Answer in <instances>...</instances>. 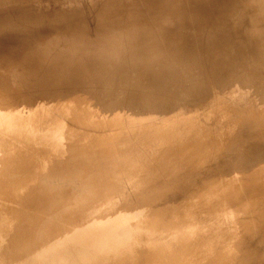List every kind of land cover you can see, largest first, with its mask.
Here are the masks:
<instances>
[{"label":"rangeland","instance_id":"obj_1","mask_svg":"<svg viewBox=\"0 0 264 264\" xmlns=\"http://www.w3.org/2000/svg\"><path fill=\"white\" fill-rule=\"evenodd\" d=\"M36 1V2H35ZM143 1L144 0H0V35H1V38H0V40L2 39V41L0 42V84H5V89L2 91V93L0 92V98L1 99H4V101H1V99H0V179L2 180V181H4L3 183H2V181L0 180V193L2 192V193H5V195L4 194H2V195H4V196H2L1 194V197H0V201H2L4 204H3V207H2V202L0 203V208L2 207V209L0 210L1 212V214H2V212L3 211H5V212H3L4 214H5V216H3L5 219L4 220H11V218H12V220H13V217L12 216H16V214H17V216L16 217H18L19 216V218L21 217V216H23L24 215V219H25V217L27 216L28 217V219H30L29 217V214H37V215H35V216H40L39 218H37V220L40 222V224L39 223H37L36 224V226H38V227H34V230L33 231H35V232H32L31 233V236H35V238L33 239V240H31L32 241V243H29L30 244V247L28 246V244H26V243H24L25 245V249H23L22 247H21V251L20 252H17V255H18V253L19 254H21L22 255V257H21V261H22V263L21 264H24L23 262H27V263H25V264H57L56 263V261L58 262V264H85V261H83V260H86V264H98V260H100L101 258H102V260H103V262H105V260H106V262L108 261V262H111V260H112V258H113V254L115 253H122V251H123V249L124 250H126V248H128L127 246H126V248H125V246H124V241H125V239L124 238H126V235H130L131 233H132V236L130 235V237L132 238V241L133 240H135V242H136V244H140V243H144V241L146 240L147 241V243H149L150 241H153L154 242V239L156 238H154V239H148V235H145V234H147L148 233V231H147V229L148 230H150L151 231V229L150 228H146L145 229V227H150V226H152V220H154L155 218H156V220L158 219V215H156L155 213H154V215L153 214H151V215H153V216H151L150 214H149V207H148V211L146 210V213L148 214V215H150V216H148L147 214H145V215H147L146 216V218L148 217H150V219H149V222H152L151 224H149V222H147L148 223V225H147V223H146V225H145V221H144V219H142L143 217H144V212H145V209L147 208H144V206L142 205V207L144 208H142L143 210H144V212H142V209H139V210H141L140 212H142L141 213V215H140V213H138V207H136V206H134V212H136V213H134L133 211H131L132 209H131V207L133 206H131V199H129L130 198V195L131 194H135L136 193V195L135 196H139V195H141L142 196V193H144L145 194V190L147 191L148 190V195H151V193H149V192H153L154 191V193H152V195H156V193L157 192H159L160 190H163V192L164 193H162V191H160L161 193H159L160 194V196H162L163 194H165V192L167 193V194H170V193H172V197H174L173 195H175V197H176V195L177 194H180V195H177V196H179V197H181V196H185L184 198L182 197L181 199V201H180V198H178V201H179V203L180 202H182V203H185V204H182V203H180L179 204V206H177V207H174L175 209L176 208H179V209H176V212H175V209L174 208H172V210L175 212V214H174V212L173 213H169L168 211H172L171 210V208L170 209H168V210H164L163 212L165 213H163L162 212V215H160L159 216V219H161L160 217L162 216V221L161 222H159L160 220H158V222L159 223H161L162 224V226H163V228H161V229H164V231H168V233L170 232L169 230L171 229L170 228V226L172 225V224H179V223H182V221L184 220V216L186 217V214H189V211H187L188 210V208H190L189 210H192V209H194V210H192L193 211V214H195L196 216V218H195V220H197L198 218H197V212H199L200 210H202L201 208H200V210L198 209V207L195 205V204H197L196 202H201L202 201V199H203V201L205 202V204L206 205H208V203H210V208L214 205V203L218 200V198H217V195H218V193H220L217 189L220 187V186H218V184L217 183H215L214 181L216 180V182H218L217 181V179L215 178V180L213 181V178H209L210 180H208V179H206L207 181H208V183L207 182H203V181H201V179L199 178V177H202V175H204L206 172H207V170H211L212 172H214V169H212L213 167H212V165L214 166V164H215V160L214 159H217L221 154H222V151L224 152L223 153V157L225 158V156L227 157V156H229V157H231L232 155H233V152H230V151H228L227 152V149L230 147V145H229V136H230V134H231V132L233 131H235L234 133H233V135L236 133V129H234V123H236L237 121L236 120H238V118L236 119V118H234L235 119V122H234V120L232 121V116L231 115H226V119H230L229 120V122L230 121H232V122H234V123H232V126L233 127H231L232 129H234V130H232L231 128H227V127H230V124L231 123H226L227 124V126L226 125H224V123H225V121L227 122L228 120H226L225 118L223 119H221V118H219L218 119V115H216V114H218L219 113V111H217V110H220V109H222V110H220V113H219V116H223L224 114H222V112L221 111H223L224 112V108L226 107V103H227V101L229 102L230 101V98L232 99V100H236L235 101V104L237 105V101H239V98H241V97H239V98H237L236 96L237 95H239V93L238 94H236L237 93V91L238 92H240V90L241 89H235V91H234V94H236V96L233 94V93H231V91L233 92V90H234V87H233V89H231V91H227V89L226 90H223L222 91V93L220 92V94H222V95H225V93L226 92H229V94L231 93V94H233V95H229V98H227V99H225V96H223L224 98H223V101L225 100L226 101V103L224 104V105H222L221 103L223 102L222 100H221V98H222V95L220 96V94H218L217 96H220V99H218V100H221V102H219L215 97L216 96H214L213 94H215V93H213V92H211L210 91V87L207 89L206 87V89H207V91L205 90V88H202V91H200L199 92V94L201 95V97L203 98H199V96L200 95H198V92L196 93L195 92V95H197V96H195L196 98H194L196 101L199 99V100H201V102H200V106L198 105L199 103V100L197 101V103L195 102L194 104H197L198 105V109H197V111L199 110V113H200V111L201 110H204V111H202V116H203V119L201 120V122L200 121H198L197 123H198V125H196L197 123H195L194 122V119L195 120H199L198 118L199 117H201V115L198 117V118H196L198 115H197V111H196V117H192V121H189L190 123H186V121H185V123L187 124L186 126H184V122L182 123V124H180V122L181 121H183V120H179L180 118H178V120L176 119V113H177V111L179 110L180 111V109L178 108V110H176V107H175V109L173 108L172 110H170V112L172 111H174V110H176L173 114H172V112L171 113H169V111L167 112V110L166 111H164V112H166L165 114L166 115H174L175 116V118L173 117V116H171V117H173L174 118V121L172 120V119H170V122H171V120L173 121V123H178V121H179V126H180V129H183V131L181 130V137H177V136H179V134H177L175 131H176V128L178 127V125H175V127H173V123H172V126H171V128H169V125H168V122L167 121H169V120H167L166 121V128H164L165 126L164 125H162L161 127L162 128H164V129H166V130H168V131H166V130H164V129H162V130H164V136L165 135H170L171 136V138L169 139V140H167V141H161V140H159L158 139V137H159V135L160 136H163L162 135V131H161V129L158 131L160 134H158V132H157V130L159 129V128H161V127H159L158 129H156V128H154V127H152V123H154V122H152L151 123V119L149 120V118L148 119H143V118H146V117H143L142 119L140 118V117H142V116H140L139 118H140V120H139V118H138V115L137 114H139L140 112H136L137 114H136V116H135V114L134 115H132V114H130L128 111H126L125 109H121V111H120V109H116V110H112V111H110V110H108L107 112L108 113H110V114H107L106 113V111H104V112H102V113H100V110L99 109H97L98 107H100V106H97L96 108L95 107H93L94 105H92L91 103H93V102H95V103H97L96 102V100H99V99H97V97H95V98H93L92 100H89V98H91V97H89V95L86 93V91H88L87 89H88V86H87V81L85 82V79H84V81H82L83 80V78H81L80 76H77V74H75V73H72V72H70V71H68L66 68V70H67V72H69V73H67L66 72V70H65V72L66 73H64V69H63V66H65L64 65V59H65V57L67 58V56L70 54L69 52H71L72 50H73V52L74 51H79L81 48V46H82V44H81V42H84L85 40H87V39H89V41H92L91 43H93L94 42V44H92V46L93 45H95V43H97L96 41L99 39V37L101 38L102 37V39L104 40L105 38L106 39H110L111 37H112V35H111V28L110 27H113V26H115V27H123V29H124V27H132L133 26V28H132V30H133V35L134 34H136L135 33V31H136V28H141V27H144V29H146L145 31L147 32V30L149 29V31H148V34L150 35V33H153L152 32V30H151V28H154V27H168L167 29H169V32L168 31H166V32H168V34H167V36L169 35V36H171V34H172V36L174 37V35H176L175 34V32L177 33V32H179L180 30H182L183 29V32L186 30V31H188L189 33H187L186 31L184 32V33H186L187 35H193V34H196V32L197 33H199L198 32V30H200V33H202V34H204V35H202L201 36V34L199 35L198 34V36L197 35H193L192 36V40H193V37H194V39H196V37H197V39L198 40H201L202 41V44H203V46H208V43H209V38L206 36V29L205 30H202L201 31V29H198V27H202V26H200V25H203V27H205L206 25H207V23H208V25L206 26V27H215V25H216V27H218L217 25V23H216V21H215V19H218V18H223L224 19V17H226V15H221V14H219V15H217L216 16V18L213 20V19H211V21H213V23H209V22H207V21H205L206 19L203 17V16H199L198 17V15L199 14H197V12L195 11V10H193V9H195L193 6H192V10L194 11H191V9L188 7V9L189 10H187L186 8H185V6L186 5H184L183 4V1L181 2V1H176V0H174V2H173V6L174 7H177V8H180V6L182 7V8H180V10L182 11V9H183V6H184V9H183V11H182V14L184 15H181L180 14V16H177L176 14L174 15V13L175 12H173V9H165L164 10V7H163V4L161 5H143ZM152 2H154V1H157L158 2V0H151ZM39 2V3H38ZM157 2H155V3H157ZM177 4V5H176ZM178 4H179V7H178ZM183 4V5H182ZM147 6V7H146ZM152 7H153V9H152ZM179 10V11H180ZM180 11V12H181ZM189 11V12H188ZM165 13V12H168V13H166V14H161V13ZM173 12V13H172ZM185 14H184V13ZM188 12V13H187ZM193 12V13H192ZM157 13L159 14H161V16L162 15H164V17L162 18V20L164 21H157L155 18L157 17V16H160V15H157ZM168 14V15H167ZM190 14H191V16H190ZM193 15V16H192ZM196 16V17H195ZM220 16V17H219ZM110 17V18H109ZM168 18V19H167ZM182 18H184V19H182ZM186 18V19H185ZM198 18V19H197ZM200 18H202V19H200ZM152 19V20H151ZM117 20H118V23H117ZM158 20H161V19H158ZM189 20V22H188V24H186L187 23V21ZM203 20V21H202ZM115 21V23H113ZM150 21V22H149ZM182 21V22H181ZM186 21V22H185ZM154 22V23H153ZM159 22V25L157 24ZM163 22V23H162ZM203 22V24H201V23ZM206 24H205V23ZM13 23V24H12ZM99 23V24H98ZM132 23V24H131ZM137 23V24H136ZM181 23V24H180ZM200 25H199V24ZM154 24V25H153ZM162 24V25H161ZM196 24V25H195ZM204 24H205V26H204ZM138 25V26H137ZM158 25V26H157ZM166 25V26H165ZM214 25V26H213ZM140 26V27H139ZM264 27V23H262V24H260V26L259 27ZM6 27H16L15 29H8V30H6ZM73 27H81L80 29L81 30H83L82 32H81V35H82V37H83V41H82V39L81 38H78V37H76L75 36V34H77V33H80V32H78V30L77 31H74L73 30ZM146 27V28H145ZM179 27H180V29H179ZM188 27V28H187ZM190 27V28H189ZM193 27V28H192ZM194 27H197V28H194ZM175 28V29H174ZM184 28H186V29H184ZM193 30H192V29ZM106 29H108V30H106ZM109 29H110V31H109ZM188 29V30H187ZM196 29H198V30H196ZM125 30V29H124ZM123 30V31H124ZM171 31V32H170ZM174 31V32H173ZM191 31H193V33L191 32ZM94 32V33H93ZM182 32V31H181ZM182 32V33H183ZM206 32V33H205ZM75 33V34H74ZM183 33V34H184ZM87 34V35H86ZM178 34V33H177ZM90 35V36H89ZM204 36H206L207 38H208V40H207V38L206 39H204ZM75 37H76V39H75ZM97 38V40H96V38ZM177 36H175V38H176ZM199 37H201V38H199ZM203 37V38H202ZM78 38V39H77ZM86 38V39H85ZM254 39V36L253 37H249V39H248V43L246 42V45L244 46V48H246V46L248 45V49L246 48L245 50L248 52V54H249V56H247L246 58L247 59H243V60H241L240 61V66L242 67V69L244 68V67H248L249 68V70L251 69V68H253L257 73L259 72V74H261V76H262V79H263V81H264V70L262 69V65L264 64L263 63V61H259L258 59H256V58H254L255 56L257 57L260 53H263V51L262 50H264L263 49V45H262V43H259V39L256 41L255 39ZM75 39V40H74ZM79 39H80V43H79ZM94 39V40H93ZM102 39L101 40H98V41H102ZM106 39H105V41H106ZM189 39H191V38H189ZM77 40V41H76ZM197 40V41H198ZM206 40V41H205ZM74 41V42H73ZM77 43H76V42ZM88 41V40H87ZM205 43H204V42ZM208 41V42H207ZM72 42V43H71ZM121 41H119V42H116V45H118L119 46V44L118 43H120ZM126 42V41H125ZM125 42H123L122 41V43H121V48H119L118 46V49H116V51L118 50L119 52H120V50L119 49H122V52H123V50H125V52L126 51H134L135 53H136V51H138L137 53H136V56H133V57H137L136 59L137 60H141V61H138L140 64H138L139 66H145V62L146 61H148V62H146V65L147 64H154V63H158V64H161V66H163L162 65V62L163 61H165V60H163L164 58L163 57H159V55L158 54H156V58H151L152 56H147L146 57V55H143V53L145 52L144 50H145V47L144 46H142L143 48H141L140 47V43H138V42H136V43H131V42H127L126 44H127V46H126V44H125ZM199 42V41H198ZM250 42H252L251 44H249ZM43 43H46V44H48L47 46H43L42 44ZM69 43H70V47H69ZM74 43V44H73ZM124 43V44H123ZM131 43V44H130ZM45 44V45H46ZM67 46H66V45ZM78 45H81L80 47L78 46ZM114 45H115V43L114 44H112V46L110 47V45L108 46V44H106V45H104L103 47H102V50H103V54H105V51H106V53L107 54H105V56H103L104 57V59L103 60H105L104 61V63L103 64H106V62H107V64H106V67H105V69H107V67L109 68H111L112 66H114L115 67V54L118 52H116L115 54H114V52H113V50H112V47H114ZM122 45L123 46H125V47H123L122 48ZM131 45H136V46H131ZM72 46H74V47H72ZM78 46V47H77ZM106 46V47H105ZM108 46V47H107ZM139 46V47H138ZM72 47V48H71ZM110 47V48H109ZM128 47V48H127ZM50 48V49H49ZM63 48H64V50H63ZM76 48H78V49H76ZM62 49V50H61ZM72 49V50H71ZM83 49V48H82ZM81 49V50H82ZM106 49V50H105ZM111 49V50H110ZM7 50H9V51H7ZM47 50H49V51H51V53L49 52H47ZM140 50H141V52H140ZM45 51V52H44ZM53 51H55V52H53ZM110 51V52H109ZM112 51V52H111ZM10 53H11V55H10ZM28 53V54H27ZM109 53H111V54H109ZM134 53V54H135ZM203 51H200V54L199 55H203L202 57L201 56H199V57H197V59L198 58H200L199 60H201V61H208V63H202V65H203V67H204V69L205 70H207V67H209L207 64H209V62L211 61V57H209V56H207V53H203ZM114 54V55H113ZM120 55H121V53H119ZM138 54V55H137ZM140 54V55H139ZM142 54V55H141ZM206 54V56L207 57H205L204 55ZM117 55H118V53H117ZM117 55H116V58H117ZM120 55H118V57L119 58H121V56ZM110 56H113V57H110ZM138 56H140V57H138ZM17 57V58H16ZM44 57H47L46 58V60H45V58ZM53 57V58H52ZM145 57V58H144ZM159 59H158V58ZM204 57V58H203ZM42 58V60H44V61H42V60H40ZM149 58V59H148ZM196 58V57H195ZM14 59H21V62H27V65H29V69L31 70V72L32 73H34V69H37V71L39 72V77H40V79L39 80H41L42 81V83L44 82L46 85H47V83H46V81L45 80H47L50 84H48L47 86L49 87V89H51V91L52 90H57V88H55V85H57V83H54L53 84V82L51 83L50 82V80L52 79V77L53 78H55V77H57V78H59V79H64V80H66V81H69V82H71L72 83V85H74V83L76 84V86L74 85V87H75V90L76 91H78V92H76L75 93V95L74 94H72V93H70L72 96H73V98H71L72 96L68 93V94H66V95H62V97H61V95L59 96V97H54V98H52L51 99V97H41V95H40V97H39V95H38V93L36 94V92H35V90H34V92H35V94H33L34 92H32L33 91V88L30 90V88H28V82L30 81H33L34 79H35V77L33 76H19L18 74H17V71L14 69V67H12L11 66V61L12 60H14ZM48 59H49V61H51L50 63H47V62H49L48 61ZM55 59V60H54ZM110 59V60H109ZM112 59V60H111ZM126 59V58H125ZM136 59H131V61L132 60H136ZM144 59V60H143ZM210 59V60H209ZM264 59V58H263ZM67 60H68V58H67ZM66 59H65V62L67 61ZM114 60V61H113ZM126 60H128V58L126 59ZM137 60H136V62H137ZM143 60V61H142ZM146 60V61H145ZM151 60V61H150ZM155 60H156V62H155ZM159 60V62H157ZM42 61V62H41ZM45 61H46V64H44L45 63ZM56 61V62H55ZM110 61V62H109ZM122 61V60H121ZM152 61H154V62H152ZM60 62H61V64H60ZM63 62V63H62ZM83 62V61H82ZM151 62V63H150ZM53 65H52V64ZM57 63V64H56ZM114 63V64H113ZM38 64H41V66L40 65H38ZM62 66H60V65ZM63 64V65H62ZM85 64H87L85 61H84V63L83 64H81V65H85ZM31 65V66H30ZM49 65V66H48ZM55 65H57V68H58V70L59 71H57L56 69V67H55ZM58 65L60 66V67H58ZM112 65V66H111ZM136 65H137V63H136ZM212 65V64H211ZM226 65H228V64H226L225 63V67H226ZM35 66V67H34ZM47 66H48V68H47ZM51 66H54V67H51ZM165 66V65H164ZM219 66V65H218ZM229 66V65H228ZM42 67V68H41ZM45 67V68H44ZM114 67H112V69L111 70H115L114 69ZM224 67V65L223 66H221V68L220 67H213L212 68V66L211 67H209L208 68V70L210 69V71L209 72H211V74L212 75H214V76H217L216 78H218V77H220L221 76V74L224 72H227L228 73V71H226V70H224V69H226ZM47 68V69H46ZM50 68V69H49ZM52 68V69H51ZM56 68V69H55ZM109 68V69H110ZM223 68V69H222ZM229 68H230V66H229ZM33 69V70H32ZM41 69H42V72H41ZM62 69V70H61ZM126 69V68H125ZM136 69V68H135ZM222 69V70H221ZM43 70H44V72H43ZM49 70H51V72H49ZM61 70V71H60ZM129 71L130 70V72L131 71H135V70H132V69H130L128 66H127V69L125 70V71ZM63 71V72H62ZM110 71V70H109ZM125 71H123L122 70V72L123 73H125ZM229 71H230V69H229ZM47 72H48V74H47ZM54 72H56V73H54ZM59 72V74H57ZM62 72V73H61ZM111 72V71H110ZM136 72V71H135ZM213 72V73H212ZM67 74L68 76L69 75H71V76H67V75H64V74ZM132 73V72H131ZM227 73H225V74H227ZM72 74H74L73 76H72ZM122 74V73H121ZM153 75L154 77H158L157 75H155V74H153V73H151V72H148V73H145L144 75H148V76H150V75ZM224 74V75H225ZM58 75V76H57ZM61 75L63 76V77H61ZM76 75V76H75ZM152 75L150 76V78L152 77ZM176 75V72L174 71V76ZM208 75V74H207ZM206 75V76H207ZM220 75V76H219ZM47 76H49V77H47ZM60 76V77H59ZM65 76H67L66 78H64ZM223 76V75H222ZM221 76V77H222ZM46 77V78H45ZM178 77V76H177ZM181 77L182 76H180V77H178V78H180L181 79ZM44 78V79H43ZM48 78V79H47ZM51 78V79H50ZM68 78H70V80H68ZM75 78V79H74ZM80 78V79H79ZM125 78V77H124ZM215 78V79H216ZM71 79H72V81H71ZM77 79H78V81H77ZM249 79H247V80H244V81H248ZM35 81V80H34ZM27 82V83H26ZM56 82H57V80H56ZM20 83H22V84H20ZM43 83V84H44ZM79 85H78V84ZM27 85V87L26 86H24V85ZM44 84V86H46ZM85 84V85H84ZM54 86V88H53V86ZM121 85H123L122 84V82H121ZM52 87V88H51ZM57 87V86H56ZM44 88H46V90H48V88L47 87H44ZM79 88V89H78ZM242 88V87H241ZM27 89V90H26ZM243 89H245V88H242V94H241V92H240V96H242V98H243V96H244V98L246 97V95H247V98L248 99H250V97L252 96L251 95V92L250 93H248L247 92V94H246V92H244L243 91ZM246 91L247 90H249L248 88H246L245 89ZM49 91V93L51 94V92H50V90H48ZM48 91H46L47 92V94H45V95H48L49 93H48ZM81 91V92H80ZM207 92V93H205V92ZM226 91V92H225ZM45 92V93H46ZM83 92H84V94H83ZM225 92V93H224ZM158 93H159V91H158ZM204 93V94H203ZM243 93L244 94H246V95H243ZM33 94V95H32ZM49 94V95H50ZM52 94H53V91H52ZM248 94L249 95H251V96H248ZM37 97H36V96ZM209 95V96H208ZM216 95V94H215ZM90 96H92V94L90 95ZM101 96V95H100ZM104 96V95H103ZM103 96H101L102 98L101 99H104L105 98V100H109L108 98H106L105 96H104V98H103ZM204 96V97H203ZM205 96H207L206 98L208 99H206L205 98ZM213 96V97H212ZM70 97V98H69ZM88 97V98H87ZM94 97V96H93ZM233 97V98H232ZM234 97H236L235 99H234ZM11 98V99H10ZM34 98V99H33ZM41 98H43V99H41ZM44 98L46 99V100H44ZM51 99L50 101H49V99ZM56 98V99H55ZM58 98V99H57ZM62 98L64 99H66V101H65V99L64 100H62ZM75 98V99H74ZM98 98H99V96H98ZM187 98H189V97H186V99ZM205 98V99H204ZM209 98H210V100L212 99V102L211 101H209ZM25 99V100H24ZM29 99V100H28ZM41 99V100H40ZM48 99V100H47ZM54 99L56 100V101H54ZM69 99V100H68ZM75 100V102H74V104H76V105H74V104H72L71 105V103H73V101L72 100ZM186 99H183V101H185V102H187L188 103V101L190 102V100H191V103L193 102V101H195L194 99H188L187 101H186ZM214 99V100H213ZM216 99V100H215ZM8 102H7V101ZM26 100H27V102H26ZM34 101V105H33V103H31L32 101ZM38 100V101H37ZM42 100H44V104L46 105V103H48V101H49V103L51 102V104L53 103L54 104V102H56V103H58V104H61V105H65V106H68V108H69V110H71L72 108L73 109H76V110H72L71 112L73 113H70L69 112V110H68V108L67 107H64V109L63 108H61L60 106H59V108H60V111L59 110H55V112H58L59 111V114L61 113V112H63V113H61V114H63L61 117L59 116V114H57V113H55L54 111H52V112H54L55 114H53L52 112H50V110L49 109H51V104H47V106L49 107V109H48V111L47 110H44L45 109V105L43 104V101ZM58 100V101H57ZM82 100H83V102L85 103H81L82 102ZM87 100H89V101H87ZM193 100V101H192ZM204 100H206V101H204ZM241 101H239L240 103H243V100L242 99H240ZM246 100V105L245 104H243V107H240V106H236L235 105V107H237L238 109H241V108H243V110L244 109H246L247 108V99L245 98L244 99V101ZM6 101V102H5ZM42 101V102H41ZM47 101V102H46ZM54 101V102H53ZM70 101H72V102H70ZM81 101V102H80ZM87 101V102H86ZM202 101H204V103L202 102ZM208 101V102H207ZM213 101H215L214 102V104H215V106H214V104H213ZM220 103V105H218V102ZM250 101V100H249ZM2 102V103H1ZM4 102V103H3ZM18 102V103H17ZM24 102V103H23ZM27 103V105H24V104H26ZM30 102V103H29ZM38 102V103H37ZM42 104H40V103ZM209 102H211L210 103V106L211 107H213L214 106V110H212V108H211V111L208 109L209 107ZM23 103V104H22ZM86 103H88L87 105H86ZM106 103V102H105ZM186 103V104H187ZM240 103H238L239 105H242V104H240ZM82 104H84L86 107H87V109L85 108V106H83ZM185 104V105H186ZM194 104H192L191 106H190V109H192V108H194ZM203 104V105H202ZM207 104V105H206ZM229 104H230V102H229ZM256 104H260V103H256ZM20 105V106H19ZM23 105V106H22ZM32 106V107H29V106ZM41 105V106H40ZM79 105L80 106H82L84 109H86V110H88V108H90L91 106V113H97L95 116L97 117V116H99L100 118H103L104 116L103 115H105V114H107L106 116H107V119H110V120H112V121H114L115 119V116L119 119V120H117V121H114V123H116V125H117V128L116 129H114V131L113 132H111V133H113V134H115V136H114V139L113 140H111V142L110 143H108L107 142V144L105 145L104 143H105V141L104 142H102L101 140L99 141V143H97L96 141H97V138H101V137H99L100 135L102 136H104V134H105V132H107L106 130H104V132L103 131H101L102 133H100V135H99V123H93L94 121H92L93 119L92 118H87L86 119V121L85 120H81V116H83V114H82V107H80L79 109H78V107H79ZM88 105H91L90 107L88 106ZM184 105V106H185ZM189 103H188V105H186L185 106V108L186 109H184L185 110V113L187 112V108L189 107ZM204 105H205V107H208L207 108V110H206V108H204ZM217 105L218 106H224V107H221V108H219V107H217ZM245 105V106H244ZM27 106V107H26ZM35 106V107H34ZM42 106H44V107H42ZM193 106V107H192ZM24 107H26V108H24ZM29 107V108H28ZM41 107V109H40V111H39V108ZM52 107H54V106H52ZM203 107V108H202ZM215 107H217V108H215ZM235 107H233V106H231V107H229L230 109L231 108H233L232 110L234 111V110H236L237 112L236 113H238L239 111L237 110V108H235ZM240 107V108H239ZM23 108V109H22ZM31 108V109H30ZM33 108V109H32ZM44 108V109H43ZM58 108V109H59ZM65 108H67V109H65ZM122 108V107H121ZM200 108V109H199ZM219 108V109H218ZM235 108V109H234ZM16 109V110H15ZM18 109V110H17ZM26 109V110H25ZM37 109V110H36ZM43 109V110H42ZM77 109H78V111H77ZM194 109H196V106H195V108ZM194 109H193V113H194ZM35 110V111H34ZM118 110V111H117ZM215 110H216V112H215ZM231 110V111H232ZM10 111V112H9ZM12 111V112H11ZM30 113H28V112ZM30 111H32V112H30ZM39 111V112H38ZM45 111V112H44ZM69 112L68 114L67 113H65V112ZM73 111H75V112H73ZM88 111H90V110H88ZM116 111V112H115ZM190 112H191V114H192V111L191 110H189ZM189 111H188V113H189ZM206 111H210V112H212L213 114L214 113H216V114H214V115H216V118H215V116H213L215 119H213V117L211 116V114H210V112L208 113H205L204 115H203V112H206ZM214 111V112H213ZM8 112V113H7ZM44 113L43 115H41L42 113ZM48 112V113H47ZM77 112V114L78 115H76L75 113ZM114 112V113H113ZM120 112V113H119ZM125 112V113H124ZM7 113V114H6ZM19 113V114H18ZM27 113V115H25ZM32 113V114H31ZM35 113V114H34ZM37 113H41L40 115L41 116H39V114L37 115ZM100 113V114H99ZM103 113H105V114H103ZM163 113V112H162ZM169 113V114H168ZM188 113L186 114V117H185V115H184V117L185 118H187V116H188ZM11 114V115H10ZM17 116H16V115ZM80 114V115H79ZM103 114V115H102ZM120 114V115H119ZM141 114V113H140ZM161 114V113H160ZM164 113L163 114H161V115H159V117H161V116H166ZM191 114L189 115L190 117H191ZM195 114V113H194ZM209 114V115H208ZM7 115V116H6ZM20 115H22V116H20ZM54 116V115H57V117L55 116L54 118H55V122L53 121L52 122V118L53 117H51V116ZM66 115V116H65ZM101 115H102V117H101ZM129 115V116H128ZM132 116V118H131V116ZM143 115V114H142ZM178 116L177 117H179V115L182 117V118H184L181 114H177ZM207 115H208V117H207ZM233 115V114H232ZM8 116H9V118H8ZM37 116H39L38 118H36ZM64 116V117H63ZM70 117V118H68V117ZM78 116V117H77ZM114 118H113V117ZM135 116V117H134ZM145 116V115H144ZM164 116H163V120H164ZM209 116H210V118H209ZM221 116V117H222ZM15 117V118H14ZM48 117H50L49 119H47ZM58 117L61 119V121L58 119ZM63 117V118H62ZM65 117H67V118H65ZM77 117V118H76ZM120 117V118H119ZM126 117V118H125ZM167 117V116H166ZM165 117V118H166ZM171 117H167L168 119L169 118H171ZM211 117H212V119H211ZM224 117V116H223ZM229 117V118H228ZM43 118V121L41 120ZM72 118V119H71ZM105 118V117H104ZM112 118V119H111ZM134 118H136V119H134ZM138 118V119H137ZM158 118V117H157ZM184 118V119H185ZM207 118V120H204V119H206ZM232 118V119H231ZM44 119H45V121H44ZM58 121H57V120ZM64 119V120H63ZM74 119V120H73ZM75 119H77L76 121H75ZM89 119H91V125H90V121H89ZM162 119V118H161ZM176 119V120H175ZM3 120V121H2ZM5 120V121H4ZM11 120H13L14 121V123H13V121H11ZM79 120V121H78ZM102 119H100V121H101ZM139 120V121H138ZM149 120V121H148ZM153 121H154V119H152ZM160 120V119H159ZM163 120H161V121H163ZM217 120V121H216ZM218 120H221V122L219 121L218 122ZM225 120V121H224ZM142 121H146V122H150V126H151V134H150V138L151 139H149V140H145V141H142L140 138H139V140L137 139L136 140V142H134L135 140H133V142L135 143V144H133V143H130V140H132V137H127V138H125L126 137V135H127V132H134V131H137L138 132V130L141 132V129H140V127L142 128V126H140L138 123H136V122H142ZM161 121H156V122H159V125L160 124H162V122ZM177 121V122H176ZM213 121V122H212ZM218 122V124L216 123V122ZM224 121V122H223ZM238 121H240V120H238ZM9 122H12V123H9ZM46 122V123H45ZM49 124H48V123ZM51 122L52 123H54V124H51ZM61 122V123H60ZM73 122V123H72ZM82 123V125H81V123ZM84 122H86L87 124H85ZM96 122V121H95ZM130 122V123H129ZM199 122L201 123L200 125H199ZM241 122H244V121H241ZM3 123V124H2ZM7 123V124H6ZM20 123H22V124H20ZM40 125V127H39V125ZM56 123V124H55ZM60 123V124H59ZM68 123V124H67ZM135 123H136V125H135ZM210 123H212V124H210ZM213 123H216V125H214ZM219 123H222V124H220L219 125ZM58 124V125H57ZM72 124V125H71ZM138 124V125H137ZM165 124V123H164ZM193 124H195V125H193ZM4 125V126H3ZM9 125H10V127H9ZM14 125V126H13ZM19 125V126H18ZM37 125V126H36ZM43 125V127H44V129H47V132H52L51 134L53 135V136H55V135H57V136H55V137H57L56 139L57 140H59L60 141V139L62 138H67L66 136H65V133H67L68 132V127H69V130H70V132H71V130L74 128V126H75V129L77 130V132H76V130L75 129H73L72 130V132H71V139H70V142H71V144H69V146L70 145H75V148L76 147H78V148H76V150L78 149V152L77 151H74V146H73V149H71V150H69V151H72V153L70 152V153H68L69 151H66V152H59V153H56V152H58V151H60V149L62 150V149H64V147L63 148H59V149H57V151L56 150H53V151H51V149H53L52 148V146H51V142L52 141H54V140H52V138L51 137H49L50 136V133H47L46 134V136H43L42 137V135L41 136H39L36 140H34L33 139V141L31 140L32 138H29V136L28 135H30V134H32V136L34 137V135H38V133H36V132H34V130H33V128L36 126V127H38V128H42L41 126ZM51 125V126H50ZM61 125V126H60ZM78 125H80V126H78ZM89 125H90V127L92 126L93 128H89ZM95 125V126H94ZM97 125V126H96ZM128 125L130 126V127H128ZM132 125H135V126H137V127H135L134 126V129L132 128L133 126ZM154 125V124H153ZM156 125V124H155ZM154 125V126H155ZM168 125V126H167ZM185 127V128H183V126ZM189 125V126H188ZM212 125H214V126H217V128H216V132L214 133L212 130H214V128L212 129L211 128V126ZM220 127H219V126ZM224 125V126H223ZM238 123L236 124V127L235 128H237L238 126ZM7 126H8V128H7ZM13 126V127H12ZM46 126H47V128H46ZM50 126V127H49ZM52 126H53V128H52ZM58 126H60V127H58ZM62 126H64V127H62ZM67 128H66V127ZM78 126V127H77ZM82 126V127H81ZM84 126H85V128H84ZM88 126V127H87ZM177 126V127H176ZM181 126H182V128H181ZM195 126H196V130H195ZM198 126L200 127V129H197L198 128ZM226 126V127H225ZM19 127V128H18ZM48 127H49V129H48ZM54 127L56 128V129H54ZM87 127V128H86ZM94 127H96V128H94ZM187 127V128H186ZM221 127H223V129H221ZM264 123L262 124V127L260 128L261 129V135H260V138L262 139V138H264V131H262V129L264 130ZM58 128V129H57ZM66 128V129H65ZM83 128V129H82ZM99 128V129H98ZM120 128V129H119ZM144 128V127H143ZM168 128V129H167ZM227 128V129H226ZM11 129H12V132L14 131V133L12 134V132H11ZM23 129H27L23 134H25L24 136H28V138H23L24 136H22L21 137V139L20 138H18V136H20L21 135V133L19 134V131H21V130H23ZM43 129V128H42ZM52 129V130H51ZM54 129V130H53ZM80 129V130H79ZM95 129H97V131H95ZM146 129V128H145ZM145 129H142V130H144L145 131ZM153 129V130H152ZM154 129H156V130H154ZM178 129V128H177ZM185 129H187V130H185ZM210 129V130H209ZM217 129H220V131H219V135H221V136H219V137H216L217 135ZM226 129V130H225ZM230 129L232 130L231 132H230ZM8 130V131H7ZM16 130V131H15ZM56 130V131H55ZM60 130H62V132H59ZM67 131V132H64V131ZM79 130V131H78ZM82 130H83V132H82ZM116 130V131H115ZM133 130V131H132ZM173 130H174V132H173ZM5 131V132H4ZM7 131V132H6ZM54 131H55V133H54ZM81 131V132H80ZM87 131H88V133H87ZM89 131H90V133H89ZM144 131H142V133H144ZM146 131H148V130H146ZM145 131V132H146ZM155 132V134H154V132ZM161 131V132H160ZM167 133H166V132ZM197 132L198 133V131L199 132H201L199 135H197V137H194L193 135L194 134H192V132ZM207 131H210L209 133L207 132ZM17 133V135L18 136H15L14 134H16ZM56 132H58V133H60V135L61 136H59V134L57 133L56 134ZM96 132H98V133H96ZM139 132V133H140ZM193 132V133H194ZM211 132H213V133H211ZM220 132H222V133H220ZM7 133V134H6ZM62 133V134H61ZM78 133V134H77ZM92 133H94V136L93 135H91V136H89L90 134H92ZM104 133V134H103ZM166 133V134H165ZM183 133V134H182ZM72 134H73V136H72ZM89 134V135H88ZM106 134H110V132H109V130H108V133H106ZM106 134H105V136L104 137H102L103 139H106ZM211 134H215L216 136H214V135H212L213 137L211 138ZM8 135V136H7ZM13 135V136H12ZM49 135V136H48ZM63 135V136H62ZM76 135H78V136H76ZM84 135H86L87 137H85ZM158 135V137L156 138L155 136H157ZM207 135L209 136V138H211V139H209L208 137H207ZM14 136H15V138H16V141L17 142H15V139H13L14 138ZM84 136V137H83ZM91 137V139L89 138V137ZM224 136H225V138H224ZM58 137H59V139H58ZM73 137V138H72ZM82 137V139H80ZM95 137H97L96 139H95ZM119 137V138H118ZM188 137H190V139H191V141H190V139L189 140H186V138H188ZM230 137H232V136H230ZM49 138H50V140H49ZM75 138V139H74ZM87 138H89V141H88V139ZM95 140V141H93V144H92V140L93 139ZM107 138H109V137H107ZM119 140H118V139ZM125 138V139H124ZM154 138H156V144H158V146L157 145H154V143H152V142H155V141H153L154 140ZM197 138L198 139V141H197V139H196V141H194L193 142V140H195V139ZM216 138H223L222 139V143H221V139H216ZM13 139V140H12ZM30 139V140H29ZM61 139V143L63 142V140ZM73 139V140H72ZM76 139H78V141L76 140ZM87 139V140H86ZM153 139V140H152ZM193 139V140H192ZM208 139V140H207ZM212 139H216L215 141H220V143L224 146H222V145H220L219 147H218V149L216 148L218 145H219V143L218 144H216V147H214L215 145V143H213L212 141H214V140H212ZM44 140H46L45 142H44ZM68 140V139H67ZM77 141V143H75V142H73V141ZM85 140V142H84V144H83V141ZM209 140H211L210 142L211 143H213L212 145H214V146H212L213 148L212 149H210L211 147H207V145L210 143V142H208V144L207 145H204L203 146V144L205 143V141H209ZM7 141V142H6ZM11 142V144H10V142ZM19 141V142H18ZM82 141V142H81ZM124 141H128L129 143H126L125 144V142ZM137 141H139V142H137ZM141 141V142H140ZM187 141V142H186ZM9 142V143H8ZM22 142V143H21ZM30 142V143H29ZM33 142V143H32ZM40 142V144H38ZM67 142V141H66ZM78 142H80V143H78ZM88 142L90 143L88 146L86 145V144H88ZM193 143V144H191V143ZM198 142V144L199 145H197L196 143ZM203 142V143H202ZM7 143V144H6ZM98 145H96V144ZM120 143H121V145H120ZM194 143H195V145H196V147L195 146H191V145H194ZM210 143V144H211ZM9 144V145H8ZM23 144V145H22ZM55 143H53L52 145L53 146H55L54 145ZM84 146H83V145ZM92 144V145H91ZM100 144V145H99ZM103 144V145H102ZM109 144V145H108ZM150 144V145H149ZM154 145V146H157V147H152V145ZM209 144V145H210ZM15 145V146H14ZM19 145V146H18ZM47 145V146H46ZM80 145V146H79ZM81 145H82V147H81ZM108 145V146H107ZM136 145V146H135ZM148 145H149V147H148ZM35 146V147H34ZM86 146V147H85ZM92 146V147H91ZM95 146V148H93ZM101 146H103V147H101ZM169 146V147H168ZM205 146H206V148H207V151H206V148H205ZM16 147V148H15ZM71 147V146H70ZM80 147V148H79ZM99 147V148H98ZM108 149H107V148ZM221 147H222V149H221ZM12 148H15V149H12ZM25 148V149H24ZM96 148H98V149H96ZM121 148H127V153L125 152V154H129L130 153V151H131V149L130 148H137V149H140V151H144V152H142V153H140L138 150H137V153H136V155H134L133 154V156L131 157V158H126L125 156H124V159H123V156H121L120 157V155H121V152H119V151H121ZM152 148H158L157 149V151L156 152H158V154L157 155H163V157H167V163L168 162H170V160L169 159H171V158H173V159H171V160H174V158H175V160H180L181 162V165L178 167L177 166V164H175V165H171V167H170V170H164L165 171V173L166 172H168L167 173V176H168V178L170 179V177H173V176H178V174H180V176L182 177L183 176V180L186 182V178L184 179V176L185 175H189L190 177L191 176H194V174H196L194 177H197V179L196 180H199V181H196L195 179H194V177H193V181H194V183L195 182H200L201 184H199V185H201V186H199V185H193V187L194 188H197V186L198 187H200L199 189H200V191H201V187H203V188H205L206 189V191H207V189L209 190V191H207V192H211V194L210 193H207V194H210L209 196L210 197H215L217 200L214 202V199H212L210 202H208V200H210V199H208V198H205V196H204V198L203 197H201L202 195H199V196H197V194L196 193H200V192H198L197 191V189H196V191H195V189L192 187V185L190 186V187H192V189L193 190H190L191 188L190 187H188V183L186 184V186H183V188H185L186 189V187H188L187 189H186V191L185 192H187L188 190H190V191H188L186 194L184 193V190L182 191V193L181 192H174V191H170V190H168V188L169 189H171L170 187L172 186V185H168L167 187L168 188H166V186H164V188L163 187H161V185L159 186L158 185V187L159 188H157V187H155V186H153L152 184H155L154 183V180H155V178H157L156 180H159V179H163V177L161 176V178H159V176L161 175L160 173V175L158 176V175H156L157 174V172H155V175L157 176V177H151L152 178V180H153V182H152V180H151V178H150V176L154 173V172H152V171H150L149 169V171L150 172H152V173H150L148 170H146L148 167H152L151 165L153 164V163H155L156 162V160H157V158L156 159H153V157H151L154 153H155V150H153ZM209 148V149H208ZM216 149L215 151H217V155H218V152H219V155L217 156L216 155V152L213 154V155H211L213 152H214V150L213 149ZM19 149V150H18ZM83 149V150H82ZM84 149H85V151H84ZM87 149V150H86ZM91 149V150H90ZM93 149V150H92ZM101 151H103V153H99V152H101ZM104 149H107V150H104ZM153 150V154H151V151ZM195 150V152H194V150ZM221 149V151H219ZM258 161H259V163H258V168H259V171L261 172V174L264 172V146H261V144H260V142H259V146H258ZM81 150L82 151H84V152H81ZM151 150V151H150ZM197 150V151H196ZM27 151H29V152H27ZM79 151H80V153H79ZM86 151L88 152L87 154H85L86 153ZM95 151H97V152H95ZM135 151V150H134ZM32 152V153H31ZM93 152V153H92ZM95 152V153H94ZM105 152V153H104ZM129 152V153H128ZM164 153V154H162V153ZM203 152H205V153H207L208 155H211V156H214L215 155V157L214 158H212L211 156H208L209 158H210V160H208L207 158H205L204 160H203V162H206V160H208V162H206L207 164H208V168H207V164L206 163H202V159L204 158V157H202V156H205V157H207L206 156V154H204V155H202L203 154ZM210 152H212V153H210ZM9 153V154H8ZM60 153H62L63 155H61ZM66 153H67V155H74V160H73V162L76 164V163H78V164H76L77 165V168H76V165L74 164V163H71V165L68 163V159L66 160V158H67V155H66ZM77 153H79L78 155H77ZM91 155H90V154ZM97 153H98V157L99 156H103V155H105V156H107L108 155V157L107 158H109V159H107L106 157L104 158V156L103 157H97ZM47 154V155H46ZM58 154L60 155V156H58ZM81 154H83V158H84V155H87V156H85L86 158V160L85 159H82V156H81ZM89 154V155H88ZM103 154V155H102ZM151 154V155H150ZM156 154V153H155ZM226 154H228V155H226ZM77 155V156H76ZM92 155H93V157L95 158V159H93L94 161L93 162H91V160H90V158H92ZM150 155V158H152V161L150 162V160H149V158H148V156ZM157 155H153L154 157H158ZM160 155V156H161ZM164 155H166V156H164ZM50 157V159H47V158H49ZM61 156L62 157H64L63 159L61 158ZM81 156V157H80ZM98 158H96V157ZM118 156H119V158H118ZM127 157L129 156V155H126ZM168 156H171L170 158H168ZM18 157H22L21 159L23 160H21L20 159V161H18V165L20 166H18L17 165V163H16V161H17V159H18ZM23 157L24 158H26V159H23ZM51 157H53V158H51ZM57 157H60V159H62V163L60 162V159H57ZM14 160H13V159ZM81 158V159H80ZM101 158V161H102V158L104 159L102 162H103V164L100 162V159ZM121 158V159H120ZM147 158H148V160H147ZM202 158V159H201ZM29 159V160H28ZM31 159V160H30ZM52 159V160H51ZM56 159H57V161H56ZM65 159V160H64ZM108 161H107V160ZM115 159V160H114ZM130 159V160H129ZM146 159V161L144 162L143 160H145ZM161 159V158H160ZM228 159H230V158H228ZM11 160L12 161H14V162H12L11 163ZM19 160V159H18ZM25 160V161H24ZM26 160H28V161H26ZM47 160V161H46ZM63 160H64V162H65V166H64V162H63ZM76 160H78V161H76ZM80 160H82L81 162H80ZM98 160V161H97ZM112 160H113V162H112ZM129 160V161H128ZM140 160V161H139ZM154 160H155V162H154ZM169 160V161H168ZM174 160V161H175ZM214 160V161H213ZM5 161V162H4ZM7 161H10L9 162V164H8V162ZM57 163H56V162ZM84 161V162H83ZM91 162L90 164H89V162ZM116 161V162H115ZM126 161V162H125ZM130 161H132V163H130ZM148 161H149V165L147 164L148 163ZM211 162V165H210V162ZM23 163V162H25V164H21V163ZM85 163V164H83V163ZM88 164H87V163ZM96 162H98V163H96ZM107 162H108V164H109V162H110V164H111V166H109L108 164H107ZM142 162V163H141ZM147 162V163H146ZM214 162V163H213ZM4 163L6 164V166L4 165ZM14 163V164H13ZM39 163L41 164V165H39ZM48 163V164H47ZM80 163V164H79ZM99 163H101V165L99 164ZM104 163H106L107 164V166L106 167H109V169L108 168H106L105 167V165H104ZM122 163V164H121ZM145 163H146V168L145 167H142L141 168V170L139 171V173L141 172V171H143L144 173H145V171H147V172H149L148 174V176L147 177H149V180L147 179V180H145L146 182H144V181H142L143 182V184H141L139 181V183H136V181L135 180H140L141 179V177L140 176H142V174H143V172L142 173H140L141 175H139V173H138V169H140V166L138 165V164H143V165H145ZM152 163V164H151ZM157 163V162H156ZM176 163V162H175ZM205 164L206 166H201L200 164ZM213 163V164H212ZM8 164V165H7ZM12 164V165H11ZM17 166H16V165ZM31 164V165H30ZM34 164V165H33ZM54 164H55V166H54ZM59 166V164H60V167H58L57 165ZM73 164H74V166L75 167H73ZM82 164V165H81ZM169 164V163H168ZM2 165H4V166H2ZM23 167H22V166ZM78 165L80 166H82L83 167V169H81L82 167L80 166V167H78ZM89 165V166H88ZM90 165H92V167L93 168H91V166ZM104 165V166H103ZM7 166H8V168H7ZM11 166H14V167H17V170H16V168H11ZM40 166V167H39ZM69 166L70 167H72V168H69ZM87 166V167H86ZM116 166V167H115ZM121 166H122V168H121ZM139 168H138V167ZM199 166H201V168H204V169H201V170H199V171H197L198 169H200V167ZM223 166V165H222ZM233 165L232 164H230V165H228L227 167H226V169H224L225 171H223L222 173H221V175H220V183L219 184H224V182H225V180H227V179H229V178H231L232 179V182H230V183H226L224 186H226L227 188H228V192H231V191H233L234 190V188H235V186H236V183H235V180L237 179V177L239 176L238 174H235V175H233L234 174V172H232V170L233 169H235L234 167H232ZM5 169H4V168ZM18 167H19V170H18ZM53 167H55L54 169H53ZM64 167V168H63ZM66 167H68L67 169H66ZM89 168V169H84V168ZM99 167V168H98ZM100 167L101 168H104V170L103 169H100ZM136 167L138 168V169H136ZM176 167V168H175ZM205 167H206V170H205ZM59 170H58V169ZM119 170H117V169ZM143 168H145V169H143ZM44 169V170H43ZM46 169V170H45ZM55 169H57V170H55ZM64 169V170H63ZM72 169V170H71ZM76 169V170H75ZM79 169H80V171H79ZM95 170V172L94 171H92L91 172V170ZM116 169V170H115ZM132 169H134V172L136 171L137 173H132ZM136 169V170H135ZM31 170V171H30ZM37 170V171H36ZM85 170V171H84ZM97 170H99L98 171V176L97 175H95V174H97L96 172H97ZM103 171V172H100V171ZM110 172H116V173H119V172H122L121 174H124L125 175V177H123V175H121L122 177H121V180H123L124 182L126 181V183L128 182V183H130V181H132V183H130L131 185H129L128 183L126 184L125 183V185L127 186V185H129V187L130 186H132V188H130L129 189V187H128V189H129V191L132 189L133 190V192L131 191V193L130 194H128L127 196H125V197H129V198H127V201H125L126 200V198H125V200L124 199H122L123 201H124V203L125 202H128L129 204H130V212H128L129 211V205L127 206L126 204H124V206H122L121 204H118V203H120V202H123L122 200H121V198H124V195L123 194H127L126 192H128L126 189H127V187L125 186V185H123V184H121V185H123V189L125 188V192H124V190L122 191V188H121V195L123 196H121V198H117V200H116V196L115 197H107V195H106V197L104 196L103 198L108 202V204H109V202H110V204L112 203V202H114L113 204H116L117 203V206L118 205H120L121 206V208H119V209H122L123 210V208L125 207H128L127 209H128V211H122V210H120V211H122V213L124 214H121V212L119 211V210H116L117 208H115V210H116V213L117 214H115V212H111L112 211V207H113V205H110V206H112L111 208H110V206H108V204H105L106 203V201L105 202H102L103 204H105V205H107V206H105V205H101V204H99V205H101V206H96V207H93V205H92V203L94 202L93 201V199L94 198H96V197H94L92 200H88L87 201V203H86V205L88 204V206L90 205L89 203H91V206H90V208L88 207V206H83L84 208L83 209H85L86 208V210L87 211H91L92 213H93V211H94V213L92 214L90 211H89V213H90V215L92 216H94V215H110V216H102V217H104V219L101 217V218H98L97 220H94V223L95 222H99V225H98V223H95V224H93L92 222L91 223H89V221H88V223L86 222V226H89V231H90V233H92V230H95L96 228H97V230H100V229H103V230H105V228H106V230H109V232L110 231H112V229H114V232H117L118 233V235L114 238V237H111L110 238V240H108V237H107V242H108V244H109V246H111L110 248H109V246H107L106 247V250H107V252L104 250L105 249V245H104V247H102V249L103 250H101L100 251V253L98 252V250H95V245L97 246V245H101L100 243L99 244H96V241H93L92 240V236L90 237L91 238V240L89 241V242H84V243H86V245L84 246V245H82L83 244V241L81 242V240H80V243H79V239H77L75 242L76 243H70L69 244V242H71V241H69V238L67 239V237L69 236V234H71V233H69L68 234V236L66 235V233L64 232V233H62V235H64L65 237H66V239L68 240V241H66L65 240V238H62V239H64L67 243H66V247H65V250L64 251H60V249H58V250H56L57 248L56 247H54L52 244H51V242L49 243V239L48 238H46V237H41L40 236V234H38V232L37 231H39V230H37L38 228H41L40 226H41V224H44L45 222H47V221H50L49 219H53V220H57V218L60 216V212L62 211V207H60V208H58V209H56L54 206L56 205V203H58V204H60V205H63L64 204V207H67V209H73L74 210V213H72V215H73V217H76L81 211L83 212V209L81 210V208L80 207H78L77 205H75V203L77 202V200L76 199H74L80 192H85V195H87V194H89V196H91L92 194V196H91V198L93 197V196H95V193H96V195H99L100 194V190L102 191H104L105 189H106V191H107V188L110 186V185H114V184H112V183H114V182H112V180H110L109 178V176H110V174H109V176L107 175L108 173H110ZM113 170H115V171H113ZM193 171L192 172V174H189L188 172H190L191 173V171ZM204 170V171H203ZM27 171H28V173H27ZM56 173H55V172ZM62 171H64V172H62ZM66 171H68V172H70V173H68V172H66ZM73 171H75V173L73 172ZM78 171V173H82L81 175H79L78 173H76ZM83 171H84V173H83ZM106 171H108V172H106V174H105V172ZM124 171V172H123ZM126 171V172H125ZM197 171V172H196ZM200 171H201V173H203V172H205L204 174H201L200 173ZM87 172V173H86ZM89 172L91 173V174H89ZM93 172H94V174H93ZM147 172H146V175H147ZM185 172V173H184ZM259 172V173H260ZM33 174V175H30V174ZM63 173H66V174H64L65 176H63L62 174ZM101 173V174H100ZM102 173L103 174H105V176L107 175V177H101L102 176ZM161 173H163L162 175L164 176V179H166V174H164V172H161ZM236 173V172H235ZM250 173V172H249ZM26 175L25 177L23 176V175ZM38 174H39V176H38ZM41 174V175H40ZM53 174H55V175H58V177H59V179H58V177L56 178V177H53L54 175ZM70 174V175H69ZM73 176H72V175ZM85 176H84V175ZM86 174H88V175H91V176H88V175H86ZM93 174V175H92ZM99 174L101 175V176H99ZM130 174H131V176H130ZM136 174H138V176H134V175H136ZM183 174V175H182ZM200 174H201V176H200ZM60 175V176H59ZM69 175V177L71 178V179H69V177H67ZM129 175V177H127V179H130V180H128L127 181V179H126V176H128ZM143 175H145V174H143ZM154 175V176H155ZM197 175H199V176H197ZM238 175V176H237ZM258 175V174H257ZM22 176V177H21ZM31 178H30V177ZM36 176H38V177H36ZM42 176V177H41ZM62 176V177H61ZM75 176V177H74ZM92 176H94L95 177V179L98 181L99 180V178H100V182H98L96 185H93L92 186V184L90 185V183H89V181L86 179V178H89V177H92ZM96 176L98 177V178H96ZM135 177V178H133L132 179V177ZM236 176V177H235ZM259 177H260V175H258ZM23 177L24 178H26V180L25 181H22V180H24L23 179ZM64 177V178H63ZM74 177V178H73ZM140 177V178H139ZM174 177V180H176V178ZM179 177V176H178ZM177 177V178H178ZM39 178V179H38ZM53 178V179H52ZM62 178V179H61ZM85 178V179H84ZM105 178V179H104ZM199 178V179H198ZM18 179V180H17ZM30 179H31V181H30ZM34 179V180H33ZM41 179V180H40ZM67 181H66V180ZM72 179H74V180H72ZM94 179V180H95ZM108 179V180H107ZM124 179H126V180H124ZM132 179V180H131ZM135 179V180H134ZM161 179V180H162ZM231 179H229V180H231ZM37 180V181H36ZM40 181V183L42 182V181H44V182H42L40 185H39V181ZM54 180V181H53ZM56 180H58V181H56ZM62 180H63V182H62ZM84 180H86L85 181V183L83 182ZM95 180V181H96ZM101 180H103V182L101 181ZM142 180V179H141ZM183 180H182V182H183ZM30 181V182H29ZM36 181V182H35ZM56 181V182H55ZM61 181V182H60ZM71 181H73V182H71ZM82 181V182H81ZM96 181V182H97ZM105 181V182H104ZM108 181V182H107ZM135 181V182H134ZM152 182V183H149V182ZM18 182V183H17ZM24 182V183H23ZM54 182V183H53ZM58 182V183H57ZM66 182V183H65ZM71 182V183H70ZM136 183V184H134V183ZM182 182H181V184H182ZM209 182H210V184H209ZM16 183V184H15ZM21 183H23V184H21ZM28 185H30V186H26V184ZM34 185H33V184ZM38 183V184H37ZM46 183V184H45ZM49 183H52V184H49ZM60 183V184H59ZM63 183V184H62ZM68 183H70V184H72L71 186H70V184H68ZM77 183H79V184H77ZM87 183V184H86ZM99 183H100V185H99ZM103 183H110L109 184V186H107L108 184H106V185H104ZM122 183V182H121ZM145 183H149V184H151V185H149V188L151 189H155V188H157V189H160L159 191H156V189L155 190H153V191H150V189H148V187H147V185H145ZM202 183H203V185H202ZM211 183H213V185L211 184ZM55 184V185H54ZM104 186H103V185ZM132 184H134V186L135 185H137V186H135V189H133L134 187H133V185ZM207 186V188L206 187H204L205 185ZM207 184H209L210 186H212V188L209 186V185H207ZM6 185V186H5ZM20 187H18V186ZM21 185L23 186L22 187V189H21ZM53 187H52V186ZM59 185H61V186H59ZM80 185V186H79ZM84 185V186H83ZM86 185V186H85ZM139 185H143L142 187H144V186H146V187H144L145 188V190H144V188H140L139 190L141 191V193H139V190L137 191V189L136 188H139L138 186ZM167 185V184H166ZM2 186V187H1ZM31 186L34 188V186H35V188L33 189V188H31ZM40 186V187H39ZM44 186H45V188H44ZM46 186L48 187L47 189H46ZM59 186V187H58ZM64 188H63V187ZM70 186V187H69ZM107 186V188H103V187H106ZM163 186V185H162ZM209 186V187H208ZM218 188H217V187ZM16 187H17V189H16ZM37 187H39L38 188V191H36V189H37ZM56 188V190H55V188ZM62 187V188H61ZM75 189H74V188ZM82 187V188H81ZM83 187H87L86 188V190H87V192L89 191L90 193H87L85 190H83L84 188ZM94 187V188H93ZM98 189H97V188ZM100 187V188H99ZM122 187V186H121ZM155 187V188H154ZM5 188H6V190H8V191H6V192H3V190H5ZM7 188H10V189H7ZM15 188V189H14ZM28 188H30V190L28 189ZM41 188V189H40ZM53 188V189H52ZM58 188V189H57ZM59 188H60V190H59ZM72 188V189H71ZM92 188V189H91ZM99 190V192L96 190ZM102 188V189H101ZM147 188V189H146ZM161 188H163V189H161ZM165 188L167 189L166 191H165ZM209 188H211V189H213V188H215V189H213L214 191H211ZM22 191H21V190ZM52 189V190H51ZM74 189V190H73ZM90 189H91V191H90ZM95 189V190H94ZM151 189V190H152ZM9 190H10V193H9ZM18 190H20V191H18ZM42 192V194H41V192ZM79 190V191H78ZM83 190V191H82ZM93 190H94V192L95 193H93ZM203 191H201L202 193L201 194H203L204 192H205V194H206V191L204 190V189H202ZM251 191H247L246 193L247 194H249V193H254V194H260V195H262V197H263V201H262V205H261V207L259 208V209H257V211H256V215H259L258 216V218L260 219V221L258 222L257 220H256V218L252 221V219L250 220V222H248L247 221V219H246V217L248 218V216H246L245 217V219H244V217H241L240 216V219L239 218H237V217H239L238 215H240V213L237 215V214H234V215H237V216H235V218H231V217H234V215H233V212L235 211H231L229 208V211H231V213L230 212H227L228 210H226V209H224L225 210V212H221L220 211V213H223L222 215H223V217H222V221H225L226 219H228L229 217L231 218L230 220H231V222L230 223H228V221H230L229 219L228 220H226L225 222L229 225V224H231L230 226H232V224H235V226L233 225L231 228H230V226H229V228L230 229H232V231L231 230H228L227 228H228V226H227V224L226 225H224L225 224V222H224V224H223V222L221 223V225L220 224H218L220 227H223L224 226V228H226V230H227V234H228V231H231V232H233V230H234V228H235V231L233 232V234L231 233L230 234V232H229V234H230V236L229 235H227L226 234V230L224 231H221L222 229H224V228H220L218 225H216L215 226V223H220V221H217L216 222V218L218 217V215H220L221 216V214L218 212H215V214L217 215V217L214 215V217H216L215 219H214V217L212 218V220H213V222H212V220L210 221L209 220V222H211V224L213 223V226L211 225V224H207V222H208V220L206 221V223L205 224H207V225H204V222H202L203 223V226H206L205 228H209V226H210V228L211 229H208V231L209 230H211V232H209V234H211L212 235V238L210 237L211 235H209L208 233H206V232H208V231H205L204 232V228H203V226H202V223H200V220L198 219V221H199V227L198 226H196L197 224H198V221H195V223H194V218L192 219V218H190L191 219V222H192V220H193V223H190V220L188 221L187 220V218H189V217H192V216H194V215H192V214H190L189 215V217H186V220H187V224L185 223V220L183 221V223H185L186 225V229L184 228L185 226L183 225L182 226V224H181V227L182 228H180V227H178L177 225L176 226H174L175 227V229H177V228H179L178 229V236H177V232L175 231L174 233L173 232H170L171 234H170V237H168V235H167V233L166 232H163V230H161L162 231V233L163 234H165V237L167 238V239H169L170 238V240H171V242L173 243V239H172V237L174 238V237H180L181 235V231H189V232H187V233H183V235L185 236L184 238H186L187 236V234H188V236H191V237H189L190 238V241L192 240V239H194V241L192 242H190L189 241V238H187V239H184V238H182V237H180V239L182 238L183 240H187V241H182V239L181 240H179V239H175L174 240V243H177L178 241H179V243H177V245L176 244H171V242H170V246L172 245V247L174 246H177V248H179V245H180V241H181V245L182 244H184V242H187V244H188V241L190 242V243H192L191 245H189V246H187V244H185L184 246H187V249L188 248H190V249H188L189 250V253H192V252H194L195 251V249L192 247V246H194L196 243H197V245H199V246H197V245H195L196 247V253H195V257H200V254L199 253H197L199 250H201V249H199V248H197V247H200L201 245H203L202 244V242L203 243H205V241H201V243L199 244L198 242H197V240L194 238L195 236H194V234L195 233H197V231H196V228L194 229L193 227H192V224H195V226L197 227V228H200L201 226V230L202 229H204L203 231H202V235H203V232H204V234L206 233V234H208V236H206V235H203V236H205V237H207V239H206V241L208 242V243H210V241L214 238L215 240H217L218 239V237L216 236V235H220L221 233H223L224 234V236L225 237H227L228 238V236L230 237V242H228V243H230V244H228V246H227V250H229V255L227 256V257H221L220 258V256H217V257H215L214 256V258L212 259V261L214 262V263H219V262H222L223 260H225L226 258L227 259H232L233 258V256L232 255H230V251H231V253H232V251H233V254H235L234 252L236 251H239L240 253H242V252H244L243 253V256H245V259H242V260H240V263L241 264H264V245H263V241H264V237H263V235H260V232H261V230L263 231L264 230V182L263 183H261L259 186H257V183H253L252 185H251V189H250ZM14 191V192H13ZM25 191V192H24ZM55 191V192H54ZM57 191V192H56ZM59 191V192H58ZM97 191V192H96ZM103 191L101 192V193H103ZM134 191H135V193H134ZM138 193H137V192ZM191 191H192V194H195V195H191ZM195 191V193H193ZM30 192H33V194L32 193H30ZM39 192V193H38ZM49 192V193H48ZM124 192V193H123ZM168 192H170V193H168ZM224 192L225 193H227V189L226 190H224ZM47 194V195H45V194ZM51 193V194H50ZM62 193V194H61ZM92 193V194H91ZM129 193V192H128ZM32 194V195H31ZM35 194V195H34ZM44 194V195H43ZM52 194H54L53 196H52ZM56 194V195H55ZM68 194V195H67ZM143 194V195H144ZM158 194V193H157ZM185 194V195H184ZM191 195V196H187L188 197V201L186 200L187 199V197H186V195ZM9 195V196H8ZM38 195V196H37ZM59 195V196H58ZM63 195V196H62ZM75 195V196H74ZM146 195V194H145ZM5 196H6V198L7 199H5ZM34 196V197H33ZM37 196V197H36ZM43 196V197H42ZM45 196V197H44ZM47 196V197H46ZM55 196V197H54ZM56 196H57V199H53V198H56ZM65 196H67V197H65ZM137 196V197H138ZM157 196H159V195H157ZM193 196V197H192ZM194 196H197L196 197V200L193 202V203H195V204H193V203H191V201L192 200H194L195 198H194ZM4 197V198H3ZM49 197H51L50 199H51V201H50V203H49ZM61 197H62V199H61ZM118 197V196H117ZM133 197V196H132ZM131 197V198H132ZM151 197V196H150ZM153 197V196H152ZM189 197H191V199H189ZM201 197V198H200ZM1 198H3V200L1 199ZM9 198V199H8ZM38 200H37V199ZM45 198H48V199H45ZM65 198V199H64ZM113 198V199H112ZM201 199V201H200V199ZM5 199V200H4ZM41 199V200H40ZM63 200L64 201V203H63V201H62V204L60 203V201L61 200ZM108 199V200H107ZM115 199V200H114ZM119 199H120V201H119ZM129 199V200H128ZM184 199L187 201V202H185L184 201ZM40 200V201H39ZM43 200V201H42ZM52 200L54 201V203L52 202ZM60 200V201H59ZM76 200V201H75ZM132 200H133V203H134V200H135V198L133 197L132 198ZM36 201V202H35ZM38 201V202H37ZM48 201V202H47ZM92 201V202H91ZM117 201V202H116ZM177 201V202H178ZM202 201V202H203ZM25 202V203H24ZM35 202V203H34ZM43 202H46L45 204H43ZM116 202V203H115ZM214 202V203H213ZM29 203H31V204H29ZM37 203V204H36ZM51 203L53 204L52 206L54 207L53 209H52V206L50 207V205H51ZM73 203V204H72ZM132 203V204H133ZM189 203H190V205H189ZM213 203V204H212ZM251 203H255V201L254 202H251ZM7 204V205H6ZM33 204V205H32ZM39 204V205H38ZM46 204H48L49 206H48V208L49 209H46V207H47V205ZM58 204H57V206H58ZM69 204V205H68ZM181 204H182V206H183V209L186 207L187 209H185L186 211H187V213H186V211L185 210H183L181 207ZM192 204V205H191ZM199 204V203H198ZM197 204V205H198ZM212 204V205H211ZM21 205H23V207L21 206ZM126 205V206H125ZM184 205H186V206H184ZM187 205H188V207H187ZM195 207H194V206ZM6 206H7V208H6ZM36 206V207H35ZM37 206H38V208H37ZM56 206V207H57ZM95 206V205H94ZM103 206H104V208H107L106 209V212H105V209L103 208ZM192 206L194 207V208H192ZM199 206V205H198ZM5 207V209L7 210H5V209H3ZM27 207H29V208H27ZM34 207H35V209H34ZM44 208V210H43V208ZM97 207H98V211H97ZM99 207H101L102 209L101 210H99ZM123 207V208H122ZM171 207V206H170ZM197 207V208H196ZM36 208H37V210H36ZM78 208H80L79 210H80V212H79V210H78ZM124 208V209H125ZM136 208H137V210L138 211H136ZM192 208V209H191ZM43 211H42V210ZM52 209V210H51ZM78 211H77V210ZM95 209V210H94ZM104 209V210H103ZM109 209V210H108ZM110 209H111V211H110ZM126 209V210H127ZM182 209V210H181ZM195 209L196 210H199V211H195ZM36 210V211H35ZM45 210H46V212H45ZM73 210H72V212H73ZM93 210V211H92ZM115 210H113V211H115ZM222 210V209H221ZM11 211H14V215H13V212H12V214H11ZM17 211V212H16ZM20 211V212H19ZM23 211V212H22ZM36 213H35V212ZM42 211V212H41ZM59 211V212H58ZM78 212V214H77V212ZM119 212V216H118V212ZM154 211V210H153ZM166 211V212H165ZM177 211H179V212H177ZM181 211H183V217H181L182 216V212ZM185 211V212H184ZM192 211H190V212H192ZM218 211H219V209H218ZM8 212L10 213V214H8ZM23 213V215H19V213ZM101 212V213H100ZM131 212H133V215L135 214L137 217H138V219H139V217L140 216H142L141 218H140V222H141V220L142 221H144L143 222V224H142V222L141 223H139L138 221L137 222H135L136 221V216H133L134 218H131L132 220H135L134 222V225L132 224L133 222H130V221H132V220H130L129 221V219H130V217H132V213ZM227 212V214L229 215V213H230V215H232V216H230L229 215V217L227 216V214H224V213H226ZM237 211H235V213H236ZM258 212V213H257ZM21 213V214H22ZM97 213V214H96ZM106 213V214H105ZM157 213V212H156ZM166 213H168V214H166ZM238 213V212H237ZM7 214V215H6ZM26 214V215H25ZM76 214V215H75ZM113 214V215H112ZM129 214V215H128ZM163 214H164V216L166 215V217H163ZM172 214V215H171ZM174 214V215H173ZM176 214H178V216H176V219H175V215ZM262 214V215H261ZM43 215V216H42ZM120 215H123V216H120ZM128 215V216H127ZM131 215V216H130ZM140 215V216H139ZM168 215V216H167ZM192 215V216H191ZM225 215V216H224ZM8 216V217H7ZM9 216H11V217H9ZM58 216V217H57ZM96 216H94V217H96ZM118 216V217H117ZM127 216V217H126ZM155 216V217H154ZM169 216H170V220L168 219L167 220V217L169 218ZM173 218H172V217ZM188 216V215H187ZM219 216V218L221 219V217ZM1 217V216H0ZM3 217H1V218H3ZM16 217H14L15 219H16ZM26 217V218H27ZM109 217H111V218H109ZM151 217H154L153 219H151ZM180 218V222H179V218ZM228 217V218H227ZM22 218V219H23ZM41 218V219H40ZM45 218V219H44ZM49 218V219H48ZM145 218V217H144ZM146 218H145V220H146ZM148 218H147V220H148ZM165 220H164V219ZM172 218V219H171ZM183 218V219H182ZM223 218H224V220H223ZM243 218V219H242ZM21 219V218H20ZM27 219V220H28ZM102 219H103V221H102ZM109 219V220H108ZM112 221H111V220ZM115 219H116V221H115ZM174 219H175V221H174ZM235 219V221H236V219L237 220H239V221H237L238 223H234L233 222V220ZM27 220H25V221H27ZM36 220V221H37ZM41 220V221H40ZM46 220V221H45ZM53 220H51V222L53 221ZM99 220V221H98ZM101 220V221H100ZM178 220V221H177ZM182 220V221H181ZM29 221V220H28ZM106 221V222H105ZM165 223H164V222ZM167 221H168V224L170 223V221L172 222L173 221V223L172 224H170V226L168 225H166V223H167ZM177 221V222H176ZM254 223V225H253V223ZM61 223H62V221H60ZM60 222H59V224H60ZM105 223L104 225H103V227H102V224L100 225V223ZM109 222H111V223H109ZM114 222V224L112 225V223ZM119 222V223H118ZM163 222V223H162ZM208 222V223H209ZM248 222V223H247ZM136 223H139L140 224V227H139V225H138V227H137V225H136ZM63 224V223H62ZM77 224V226H79L80 224H78V223H76ZM97 224V225H96ZM106 224H109V225H106ZM111 224V225H110ZM123 225V227H124V229L122 228V225ZM142 224V225H141ZM155 224H157V221H155ZM155 224H153L154 226H152V227H154V228H156L157 226H160V225H155ZM222 224H223V226H222ZM201 225V226H200ZM262 225V226H261ZM82 226H83V224H82ZM101 228H100V227ZM107 226V227H106ZM144 227V229L142 228V227ZM165 226H167V229H168V227H169V230H166V228H165ZM173 226H171L172 228H173ZM188 226H191V228L190 227H188ZM194 226V227H195ZM215 226V227H214ZM227 226V227H226ZM115 227V228H114ZM121 227V228H120ZM128 227V228H127ZM133 227H136V228H138V229H140V228H142V229H140V230H137V229H134ZM161 227V226H160ZM177 227V228H176ZM219 227V228H218ZM237 227V228H236ZM261 227H263V228H261ZM95 228V229H94ZM159 228V227H158ZM188 228H190V229H188ZM212 228H214V229H216V230H214L213 231V229ZM70 229V228H69ZM76 229H78L79 230V227H76ZM126 229H130L128 232L127 231H125ZM175 229H173V231L175 230ZM184 229V230H183ZM192 229H194L193 231H192ZM199 229V231L198 232H200L201 230ZM221 229V230H220ZM237 229V230H236ZM78 230H76V231H78ZM116 230V231H115ZM153 230V229H152ZM158 230V231H157ZM157 230H155L157 233H158V235H159V233L160 234H162L161 233V231L159 232V230H160V228L159 229H157ZM181 230V231H180ZM198 230V229H197ZM207 230V229H206ZM221 232H220V231ZM143 232V231H147L146 233H144L143 232V236H145V239L143 238V237H141L142 235V232L140 233V236H139V232ZM154 231V230H153ZM171 231H172V229H171ZM215 231H219L220 232V234L219 233H217V234H214V237H213V234L212 233H216ZM44 232H46V231H44ZM95 232V231H94ZM93 232V233H94ZM192 232V234H193V238H192V234H190ZM225 232V233H224ZM68 233V232H67ZM122 235H121V234ZM127 233V234H126ZM136 233V234H138V235H136L135 234V237L137 236V239H138V237H141L142 239H143V241H139V240H141V238L139 239V240H137V241H139L138 243H137V241H136V239H133V235ZM150 233H152V231L151 232H149V236H152V235H150ZM155 233V232H154ZM201 233V232H200ZM199 233V234H200ZM258 233H259V235H258ZM33 234V235H32ZM96 234V232L93 234V235H95ZM153 234V233H152ZM197 235V234H195L196 236H199L200 237V235ZM223 234H221V236L219 237V238H221V237H223ZM72 235V234H71ZM154 235H156V234H153V237H154ZM158 235H157V237H158ZM171 235H173V236H171ZM176 235V236H175ZM182 235V236H183ZM9 236L10 235H8V239L6 238V242L8 243V244H6V245H8L10 248H12V246L15 244V240H13V239H15L14 237L15 236H12V237H10L9 238ZM122 236V237H121ZM94 237L95 236H93V239H94ZM129 239H131L129 236H127ZM134 237V238H135ZM147 237V238H146ZM159 237H162V235L160 236L159 235ZM158 237V241L160 242V240H163V239H165V237L163 236V239H161V238H159ZM199 237H196L198 240L199 239H203L202 237L201 238H199ZM208 237H210V238H208ZM216 237H217V239H216ZM127 238V239H128ZM150 238V237H149ZM192 238V239H191ZM9 239L10 240H12V241H9ZM71 239V238H70ZM128 239V240H129ZM160 239V240H159ZM258 239H260L259 241H258ZM128 240H126V241H128ZM156 241H157V238L155 239ZM170 240H168V241H166V240H163V243L164 244H167ZM178 240V241H177ZM229 240H227V241H229ZM257 240V241H256ZM30 241V242H31ZM64 241V242H65ZM78 241V242H77ZM116 241V242H115ZM125 241V242H126ZM131 241V240H130ZM146 241H145V243H146ZM149 241V242H148ZM156 241H155V243H153V242H151V243H149L148 244V246L145 244V246L146 247H152V243L153 244H156ZM165 241V242H164ZM177 241V242H176ZM196 241V243H194ZM213 241V240H212ZM244 241V242H243ZM1 242V241H0ZM10 242L12 243V245L10 244ZM93 242V243H92ZM103 242V241H102ZM134 242V241H133ZM133 242H131V243H133ZM135 242L132 244V245H135V246H138V245H136L135 244ZM162 242V241H161ZM167 242V243H166ZM206 242V243H207ZM214 242L215 241H213V242H211L212 243V245L214 246ZM255 242V243H254ZM259 242V243H258ZM262 242V243H261ZM47 243H49L48 245H47ZM79 243V244H78ZM113 243H114V245H113ZM117 243V244H116ZM130 243V242H129ZM189 243V244H190ZM193 243H194V245H193ZM205 243V244H206ZM207 243V244H208ZM51 244V245H50ZM64 243H62L61 245H63ZM94 246H92V245ZM111 244V245H110ZM163 244V245H164ZM251 244V245H250ZM260 244V245H259ZM1 245H3V247L4 248H6L4 245L5 244H3V242H1V244H0V246ZM34 245V246H33ZM47 245V246H46ZM72 245V246H71ZM75 245L77 246V247H80V246H84L83 247V249H82V247H80V248H74L75 247ZM88 245H91V246H89V248H88ZM116 245H119V246H116ZM127 245V244H126ZM131 245V244H130ZM169 245H167V246H169ZM180 245V246H181ZM210 245V246H209ZM234 245H235V247H234ZM32 246V247H31ZM64 246V245H63ZM124 246V248H122ZM128 246H129V244H128ZM164 246H166V245H164ZM170 246L168 247L169 248V250L171 249L170 248ZM184 246H182L181 247V249L184 247ZM213 246H211V244H208V247H213ZM237 246V247H236ZM248 246V247H247ZM255 246H256V248H255ZM2 247V248H3ZM8 247V250H10V248ZM70 247V248H69ZM73 247V248H72ZM91 247V248H90ZM130 247V246H129ZM150 247V248H151ZM173 247V248H174ZM201 247H203V246H201ZM205 247H207V246H205ZM258 247H259V249H258ZM1 247H0V250L2 249ZM29 248V249H28ZM31 248V249H30ZM48 248V249H47ZM56 248V249H55ZM68 248V249H67ZM72 248V249H71ZM134 248V247H133ZM132 248V246L130 247V248H128V252H129V250L130 249H133ZM211 248H209V249H207L208 251H210V249ZM13 249V248H12ZM12 249L10 250V251H12ZM15 249V248H14ZM54 249V250H53ZM79 249H81V250H79ZM109 249V250H108ZM113 249V250H112ZM117 249V250H116ZM193 249H194V251H193ZM7 250V251H8ZM28 250V251H27ZM74 250H76L75 252H73ZM88 250V251H87ZM92 250H93V252H92ZM120 250V251H119ZM134 250V249H133ZM184 250V249H183ZM187 250V251H188ZM205 252L207 251V250H205V249H203ZM22 251H24L23 253H22ZM59 251V252H58ZM67 251V252H66ZM71 251V252H70ZM78 251V252H77ZM84 251V252H83ZM111 251V252H110ZM127 251V250H126ZM186 251V250H185ZM191 251V252H190ZM204 251H202L201 250V252H204ZM247 253H246V252ZM69 252V253H68ZM86 252H87V254H86ZM95 252V253H94ZM96 252H98V253H96ZM103 252V253H102ZM125 252V251H124ZM124 252H123V255H124ZM127 252V254L125 253V255H129L130 253H128ZM131 252V251H130ZM200 252V251H199ZM204 252V253H205ZM258 252V253H257ZM62 253V254H61ZM72 253V257H71V254ZM76 253V255H74ZM132 254H133V251L131 252ZM6 254V253H5ZM9 254L11 255V252H7V254H6V256H8V257H10L9 256ZM65 254H67V255H65ZM79 254V255H78ZM84 254H85V256L86 257H84ZM92 254H95V256L94 255H92ZM99 254V255H98ZM104 254V255H103ZM106 254V255H105ZM70 257H69V256ZM83 255V256H82ZM110 255H112L111 256V258L109 257ZM131 255V254H130ZM187 256H185V254H184V256L185 257H187V259L189 258L188 257V254H186ZM27 256V258H25ZM57 256H59V257H57ZM79 256V257H78ZM89 256H92V260L89 258ZM100 256H101V258H100ZM247 256V257H246ZM249 256V257H248ZM3 257H5V255L3 256ZM8 257H5V258H3V260H5L6 258H8ZM93 257H95V258H93ZM97 257V258H96ZM99 257V258H98ZM107 257H109V258H107ZM32 258V259H31ZM35 258V259H34ZM58 260H57V259ZM105 258V259H104ZM247 258V259H246ZM24 259H26V260H24ZM31 261H30V260ZM50 259V260H49ZM62 259V260H61ZM73 261H72V260ZM77 259V260H76ZM79 259V260H78ZM82 259V260H81ZM95 259H96V262H95ZM201 260H202V258H200ZM199 259V260H200ZM205 258H203V260H204ZM2 260V263L1 264H11V260H10V258L9 259H6L5 261H3ZM8 260H10V261H8ZM81 260V261H80ZM186 260V259H185ZM200 260V261H201ZM246 260V261H245ZM249 262H248V261ZM42 261H44V262H42ZM77 263H76V262ZM80 263H79V262ZM88 261V262H87ZM198 261V260H197ZM61 262V263H60ZM91 262V263H90ZM105 262V263H106ZM107 262V263H108ZM242 262H244V263H242ZM13 263V262H12ZM14 263H17V262H14ZM13 263V264H14Z\"/></svg>","mask_w":264,"mask_h":264},{"label":"bare ground","instance_id":"obj_2","mask_svg":"<svg viewBox=\"0 0 264 264\" xmlns=\"http://www.w3.org/2000/svg\"><path fill=\"white\" fill-rule=\"evenodd\" d=\"M154 1V0H153ZM174 2V0H158V2L157 1H154V2H152L151 0H144L143 1V5H162L163 4V7H164V10L166 9H173V12H175L174 13V15L176 14L177 16H180V14L181 15H183L182 14V11H183V9H184V6H183V9H182V11L180 10V8H182L181 6H180V8H177V7H174L173 6V2ZM177 2L178 1H183V4L184 5H186L185 6V8L187 9V10H189L188 9V7L190 8H192V6L195 8V9H193V10H195L196 12H197V14H199L198 15V17L200 16H203L206 20L205 21H207V22H209V23H213V21H211V19H215L216 18V16L217 15H219V14H221V15H226V17H224V19L221 17V18H218V19H215V21H216V23L218 24L217 26L218 27H216V25H215V27H206L207 25H208V23H207V25L205 26V24H204V26L205 27H203V25H200L199 23V25L200 26H202V27H198V29H201V31L202 30H207L205 33H206V36L209 38V43H208V46H203V44H202V41L201 40H198L197 39V37H196V39H194V37H193V40H192V36L194 35H197L198 36V34L200 35L201 34V36L202 35H204V34H202V33H200V30H198V29H196V30H198V32L199 33H197L196 32V34H189V35H187L186 33H184L183 32V29L182 30H180L179 32H175V34L176 35H174V37L172 36V34H171V36H167V34H168V32H169V29H167L168 27H159L158 25H159V22L157 23L158 25V27H154V28H151V30H152V32L153 33H150V35L148 34V31H149V29L147 30V32L145 31L146 29H144V27H141V28H136V31H135V33L136 34H134L133 35V30H132V28H133V26L132 27H124V29H123V27H115V26H113V27H110L111 28V31H110V29H109V31L111 32V35H112V37L110 38V39H106V41H105V39L103 40L102 39V37L100 38L99 37V39L98 40H101L102 39V41H98L97 40V38H96V42L97 43H95V45H93L92 46V44H94V42L93 43H91L92 41H89V39H87V40H85L84 42H81V44H82V46L81 45H78L81 49L78 51H74L73 52V50L71 51V52H69L70 54L67 56V58H68V60H67V58L65 57V59L67 60L66 62H65V59L63 60L64 61V65L65 66H63V69H64V73H66L67 72V70L68 71H70V72H72V73H75V74H77V76H80L81 78H83V80L82 81H84V79H85V82L87 83V86H88V91H86V93L89 95V97H91V98H89V100H92L93 98H95V97H97V99H99V100H96V102L97 103H95V102H93V103H91L92 105H94L93 107H97V106H100V107H98L97 109H99L100 110V113H102V112H104V111H106V113L107 114H110V113H108L107 111L108 110H110V111H112V110H116L117 108L118 109H120V111H121V109H125L126 111H128L130 114H132V115H134L135 114V116H136V114L138 113V112H140L139 114H137L138 115V118L140 117V116H142V117H140L141 119L143 118V117H146V118H143V119H148L149 118V120L151 121V123L152 122H154V123H152V127H154V128H156V129H158L159 127H161L162 125H166V121L167 120H169V121H167L168 122V125H169V128H171V126H172V123H173V121H174V118H175V116L174 115H166L167 113L166 112H164V111H166L167 110V112L169 111V113H171L170 112V110H172L173 108L175 109V107H176V110H178V108L180 109V111L178 110L177 111V113L175 112L176 110H174L173 112H172V114L175 112L176 114V119L178 120V118H180L179 120H183V121H181L180 122V124H182L183 122L185 123V121H186V123H190L189 121H192L193 119H192V117L194 116V117H196L198 114V116L196 117V118H198L201 114H202V111H204V110H201L200 111V113H199V110L197 111V109H198V105L200 106V102H201V100H199V104L197 105V104H194L195 102L197 103V101L194 99V98H196L195 96H197V95H195V92L197 93L198 92V95H200L199 94V92L200 91H202V88H209L210 87V91L211 92H213V93H215V94H213L214 96H216L215 98L218 100V99H220V96L223 94L222 93V91L223 90H226L227 89V91H231V89H233V87H234V90H233V92L231 91V93H233L234 94V91H235V89L237 88H239V89H241L240 90V92H241V94H242V88H248L249 90H245V89H243V91L244 92H246V94H247V92L248 93H250L251 92V95H249L248 94V96H251L250 97V99H248L247 98V95L246 94H244L243 93V95H246V99L248 100L247 101V108L246 109H244L243 110V108H241V109H238L237 107H235V101L236 100H232L231 98H230V104H229V102L227 101V103H226V101L224 100L223 101V96H225V99H227V98H229V95L231 94H229V92H224L225 93V95H222V98H221V100L223 101L221 104L222 105H224L225 103L227 104L226 105V107L224 108V112L223 111H221L222 112V114H224L222 117L221 116H219V113H220V110H222V109H220V110H217V111H219V113L218 114H216L217 112H216V110H215V112L216 113H214V114H216V115H218L217 117H218V119L219 118H225L226 117V115H231L232 116V121L234 120V122H235V119L234 118H238V120H240V121H238V120H236L237 122L236 123H234V122H232V121H230L229 122V120L230 119H226V120H228L227 122L225 121V123H224V125H226L227 126V124L226 123H234V129H236V133L233 135V133L235 132H233L232 130H234V129H232L231 127H233L232 126V123L230 124V127H227V128H231L230 129V132H231V134H230V136H232V137H230L229 136V145H230V147L227 149V152L228 151H230V152H233V155L231 156V157H229V156H225V158L223 157L224 155H223V151H222V154L217 158V159H214L213 161L215 162V164H214V166L212 165V169H214V172H212L210 169L209 170H207V172L205 173V172H203V173H201V171H200V173L201 174H204V175H202V177H199L200 179H201V181H203V182H207L208 183V181L206 180V179H208V180H210L209 178H213V181L215 180V178L217 179V181L220 183V175H221V173L223 172V171H225L224 169H226V167L228 166V165H230V164H232L233 166L232 167H234L235 169H233L232 170V172H234V174L233 175H235V174H238L237 176V179L235 180V183H236V186H235V188H234V190L233 191H231V192H228V188L226 187V186H224L226 183H230V182H232V179L231 178H229V179H231V180H229V179H227V180H225V182H224V184H219L218 182H216V180L214 181L215 183H217L218 184V186H220L217 190L220 192V193H218V195H217V198H218V200L215 198V197H210L209 195L211 194V192H207V191H209L208 189H207V191H206V189L205 188H203V187H201V191H203L202 189H204L205 191H206V194H205V192L203 193V194H201L202 192L200 191V187H198L197 186V188H194L193 187V185H199V184H201L200 182H195L194 183V181L197 179V177H194L196 174H194V176H189V175H185L184 176V179L186 180V182L183 180V176L181 177L180 176V174H178V176H173V177H170V179L168 178V176H167V173L168 172H166L165 173V171L164 170H170V167H171V165H175V164H177V166L179 167L180 165H181V161L180 160H175V158H174V160H171V159H173V158H171V159H169L170 160V162H168L167 163V157L165 158V157H163V155H157L158 154V152H156L157 151V149L158 148H152L153 150H155V153L153 152V150L151 151V154H153L154 156L155 155H157L158 157H154L153 155L151 156V157H153V159H156L157 158V160H156V162H155V160H154V162L155 163H151L152 165V167H148L146 170H150V171H152V172H154L151 176H150V178L151 177H157L156 175H158L159 173L161 174H159L158 176H159V178H161V176L163 177V179L161 180V179H159V180H156L157 178H155V180H154V183L155 184H152L153 186H155V187H157V188H159L158 187V185L160 186L161 185V187H163L164 188V186H166V188H168L169 186L168 185H172L170 188L171 189H169L168 188V190H170V191H174L175 193L176 192H181L182 193V191L184 190V193L186 194L188 191H190V190H193L192 189V187L195 189V191H196V189H197V191L198 192H200V193H196L197 194V196H199V195H202L201 197H203L204 198V196H205V198H208V199H210V200H208V202H210L212 199H214V205L210 208V203H208V205H206L205 204V200L203 201V199H202V201H201V197L199 198L200 199V201L201 202H196L197 204H195V203H193L195 200H196V197L197 196H194V200H192L191 199V197H189V199H191L192 201H191V203H193V204H195L197 207H198V209L200 210V208L202 209V210H196L195 209V211H199V212H197L196 214H197V218L200 220V223H202V222H204V225H209V224H211V222H209V220L211 221L212 220V218L214 217V215L217 217V215L215 214V212H219L220 213V211L221 212H225V210L224 209H226V210H228L227 212H230L231 213V211L233 212L234 210L235 211H237L236 213H235V211L233 212V215L234 214H239L240 213V215H238L239 217H237V218H239L240 219V216L241 217H244V219H245V217L246 216H248V218L246 217V219H247V221L248 222H250V220L252 219V221L256 218V220L259 222L260 221V219L258 218V216L259 215H256V211H257V209H259L260 207H261V205H262V201H263V197H262V195H260V194H254V193H249V194H247L246 192L247 191H251L250 189H251V185L253 184V183H257V186H259L261 183H263L264 182V172L261 174V172L259 171V168H258V163H259V161H258V146H259V142H260V144H261V146H264V138H260V131H261V127H262V124L264 123V81H263V79H262V76H261V74H259V72L257 73L253 68H251L250 70H249V68L248 67H244L243 69H242V67L240 66V61L241 60H243V59H247L246 57L247 56H249V54H248V52L245 50L246 48L248 49V45L246 46V48H244V46L246 45V42L248 43V39H249V37H253L254 36V39L257 41L258 39H259V43H262V45L264 46V27L262 26V27H259L260 26V24H262V23H264V0H176ZM36 2V1H35ZM155 2H157V3H155ZM39 3V2H38ZM182 4V5H183ZM177 5V4H176ZM146 6V7H147ZM178 7H179V4H178ZM190 8V9H191ZM152 9H153V7H152ZM191 9V11H193ZM154 10V9H153ZM181 12H180V11ZM172 12V13H173ZM189 12V11H188ZM187 12V13H188ZM194 12V11H193ZM192 12V13H193ZM166 13H168V12H163V13H161V14H166ZM184 13V12H183ZM161 14L159 13H157V15H160V16H157L155 19L157 20V21H163L162 20V18L164 17V15H162L161 16ZM185 14V13H184ZM168 15V14H167ZM184 16V15H183ZM190 16H191V14H190ZM193 16V15H192ZM196 17V16H195ZM220 17V16H219ZM110 18V17H109ZM165 18V17H164ZM158 19H161V20H158ZM168 19V18H167ZM182 19H184V18H182ZM186 19V18H185ZM198 19V18H197ZM200 19H202V18H200ZM152 20V19H151ZM203 21V20H202ZM150 22V21H149ZM164 22V21H163ZM162 22V23H163ZM182 22V21H181ZM186 22V21H185ZM188 22H189V20L187 21V23L186 24H188ZM113 23H115V21L113 22ZM117 23H118V20H117ZM154 23V22H153ZM201 23V22H200ZM13 24V23H12ZM99 24V23H98ZM132 24V23H131ZM137 24V23H136ZM181 24V23H180ZM201 24H203V22L201 23ZM154 25V24H153ZM162 25V24H161ZM196 25V24H195ZM138 26V25H137ZM166 26V25H165ZM214 26V25H213ZM140 27V26H139ZM16 27H6V30H8V29H15ZM81 27H73V30L74 31H77L78 30V32H80V33H77V34H75V36L76 37H78V38H81L82 39V41H83V37H82V35H81V32L83 31V30H81L80 29ZM188 28V27H187ZM190 28V27H189ZM193 28V27H192ZM191 28V29H192ZM194 28H197V27H194ZM175 29V28H174ZM179 29H180V27H179ZM184 29H186V28H184ZM106 30H108V29H106ZM124 30V31H123ZM171 30V29H170ZM188 30V29H187ZM193 30V29H192ZM166 31H168V32H166ZM184 33H182V32ZM189 31V30H188ZM188 31H186L187 33H189ZM171 32V31H170ZM174 32V31H173ZM192 33H193V31H191ZM94 33V32H93ZM87 35V34H86ZM90 36V35H89ZM175 36H177L176 38H175ZM206 36H204V39H206L207 37ZM76 37H75V39H76ZM206 37V38H205ZM0 38H1V35H0ZM77 38V39H78ZM189 38H191V39H189ZM199 38H201V37H199ZM203 38V37H202ZM208 38H207V40H208ZM74 39V40H75ZM86 39V38H85ZM253 39V38H252ZM253 39V40H254ZM94 40V39H93ZM199 42H198V41ZM2 41V39L0 40V42ZM77 41V40H76ZM75 41V42H76ZM119 41H121L120 43H118L119 44V46L118 45H116V42H119ZM122 41L123 42H125V44L129 41V42H131V43H136V42H138V43H140L139 45H140V47L141 48H143L142 46H144L145 47V52L143 53V55H146V57L147 56H152L151 58H156L155 56H156V54H158L159 55V57L161 56V57H163L164 59L163 60H165V61H163L162 62V65L163 66H161V64H156V63H152V64H147L146 65V62H148V61H146L145 62V66L143 67H141V66H139L138 64H140L138 61H141V60H137L135 57H133V56H136V53L138 52V51H136V53L134 52V51H126L125 52V50H123V52H122V49H119L120 50V52L118 51H116V49H118V47L119 48H121V43H122ZM206 41V40H205ZM74 42V41H73ZM204 42V41H203ZM208 42V41H207ZM258 42V41H257ZM72 43V42H71ZM77 43V42H76ZM79 43H80V39H79ZM115 43V45H114V47H112V50H113V52H114V54L117 52L118 53V55H120L119 53H121V58H119L118 57V55H117V53L115 54V67L114 66H112V67H114V69L115 70H111L112 69V67L109 69L108 67H107V69H105V67H106V64H107V62H106V64H103L104 63V61L105 60H103L104 59V57L103 56H105V54H107L106 53V51H105V54H103L104 52H103V50H102V47L104 46V45H106V44H108V46L110 45V47L112 46V44H114ZM130 43V44H131ZM205 43V42H204ZM252 42H250L249 44H251ZM46 43H43L42 45L43 46H47L48 44H46ZM74 44V43H73ZM124 44V43H123ZM137 44V43H136ZM66 45V44H65ZM68 45V44H67ZM66 45V46H67ZM77 46V47H78ZM107 46V47H108ZM118 46V47H117ZM126 46H127V44H126ZM131 46H136V45H131ZM69 47H70V43H69ZM72 47H74V46H72ZM71 47V48H72ZM106 47V46H105ZM109 47V48H110ZM123 47H125V46H123L122 45V48ZM139 47V46H138ZM128 48V47H127ZM50 49V48H49ZM76 49H78V48H76ZM144 49V48H143ZM263 49H264V47H263ZM62 50V49H61ZM63 50H64V48H63ZM106 50V49H105ZM111 50V49H110ZM7 51H9V50H7ZM49 50H47V52H48ZM200 51H203V53H207V56H209V57H211V61L209 62V64H207L209 67H211L212 66V68L213 67H220L221 68V66H223L224 65V67H225V63L226 64H228L229 66H230V68H229V66L228 65H226V69H224V70H226V71H228V73L227 72H225V73H227V74H225L224 72L221 74V76L220 77H218V78H216L217 76H214V75H212L211 74V72H209L210 71V69L208 70V68L209 67H207V70H205L204 69V67H203V65H202V63L204 64H206V63H208V61H201V60H199L200 58H198L197 59V57H199V56H201V55H199L200 54ZM263 51V53H260L257 57L255 56L254 58H256V59H258L259 61H263V63H264V50H262ZM45 52V51H44ZM50 53H51V51H49ZM48 52V53H49ZM53 52H55V51H53ZM110 52V51H109ZM112 52V51H111ZM140 52H141V50H140ZM135 53V54H134ZM202 53V54H203ZM28 54V53H27ZM109 54H111V53H109ZM113 54V55H114ZM10 55H11V53H10ZM116 55H117V58H116ZM138 55V54H137ZM140 55V54H139ZM142 55V54H141ZM199 55V56H198ZM203 56V55H202ZM201 56V57H202ZM205 57H207L206 56V54L204 55ZM110 57H113V56H110ZM138 57H140V56H138ZM196 57V58H195ZM17 58V57H16ZM45 58V60H46V58L47 57H44ZM53 58V57H52ZM114 58V57H113ZM128 58V60H126V59ZM136 59L137 60V62H136V60H132L131 61V59ZM145 58V57H144ZM153 58V59H154ZM158 58V57H157ZM204 58V57H203ZM149 59V58H148ZM159 59V58H158ZM40 60H42V58L40 59ZM55 60V59H54ZM110 60V59H109ZM112 60V59H111ZM122 60V61H121ZM144 60V59H143ZM142 60V61H143ZM210 60V59H209ZM42 61H44V60H42ZM41 61V62H42ZM48 61H49V59H48ZM83 61V62H82ZM84 61L87 63V64H85V65H81V64H83L84 63ZM114 61V60H113ZM151 61V60H150ZM51 61H49V62H47V63H50ZM56 62V61H55ZM110 62V61H109ZM152 62H154V61H152ZM155 62H156V60H155ZM157 62H159V60L157 61ZM63 63V62H62ZM136 63H137V65H136ZM151 63V62H150ZM44 64H46V61H45V63ZM52 64V63H51ZM57 64V63H56ZM60 64H61V62H60ZM59 64V65H60ZM212 64V65H211ZM38 65H40L41 66V64H38ZM53 65V64H52ZM58 65V67H60ZM63 65V64H62ZM219 65V66H218ZM11 66L12 67H14V69L17 71V74L20 76H34L35 77V81L33 80V81H29L28 82V88H30V90L33 88V91L32 92H34V90H35V92H36V94L38 93V95L40 94L41 95V97H51V99L52 98H54L55 96L56 97H59L60 95H61V97H62V95H66V94H70V93H72V94H74L75 95V93L76 92H78V91H76L75 90V87H74V85L76 86V84L74 83V85H72V83L71 82H69V81H66V80H64L63 78L62 79H59V78H57V77H55V78H53L52 77V79L50 80V82L52 81L53 82V84L54 83H57V85H55V88H57V90H52L53 91V94H52V91H51V89H49V87L47 86L48 84H50L47 80H45L46 81V83H47V85L46 86H44V84L42 83V81L41 80H39L40 79V77H39V72L37 71V69H34V73H32L31 72V70L29 69V65H27V62H21V59H14V60H12L11 61ZM31 66V65H30ZM49 66V65H48ZM48 66H47V68H48ZM127 66L130 68V69H132V70H135L134 72L133 71H131L130 72V70L128 71H125L126 69H127ZM35 67V66H34ZM51 67H54V66H51ZM55 67L57 68V65H55ZM62 67V66H61ZM42 68V67H41ZM45 68V67H44ZM46 68V69H47ZM55 68V69H56ZM67 70H66V69ZM126 68V69H125ZM136 68V69H135ZM50 69V68H49ZM52 69V68H51ZM223 69V68H222ZM221 69V70H222ZM229 69H230V71H229ZM262 69L264 70V64L262 65ZM33 70V69H32ZM57 71H59L58 70V68L56 69ZM62 70V69H61ZM60 70V71H61ZM65 70H66V72H65ZM111 72H110V71ZM122 70L123 71H125V73H123L122 72ZM174 71L176 72V75L174 76ZM41 72H42V69H41ZM43 72H44V70H43ZM49 72H51V70H49ZM63 72V71H62ZM61 72V73H62ZM148 72H151V73H153V74H155V75H157L158 77H154L152 74V77L150 78V76H148V75H144L145 73H148ZM54 73H56V72H54ZM63 73V74H64ZM67 73H69V72H67ZM122 73V74H121ZM213 73V72H212ZM47 74H48V72H47ZM57 74H59V72L57 73ZM208 74V75H207ZM225 74V75H224ZM49 75V74H48ZM64 75H67V74H64ZM74 74H72V76H73ZM207 75V76H206ZM58 76V75H57ZM68 76V75H67ZM67 76H65L64 78H66ZM69 76H71V75H69ZM68 76V77H69ZM76 76V75H75ZM180 77V76H182L181 77V79L180 78H178V77ZM47 77H49V76H47ZM60 77V76H59ZM61 77H63L62 75H61ZM74 77V76H73ZM125 77V78H124ZM46 78V77H45ZM216 78V79H215ZM44 79V78H43ZM48 79V78H47ZM75 79V78H74ZM80 79V78H79ZM247 79H249L248 81H244V80H247ZM56 80H57V82H56ZM68 80H70V78H68ZM71 81H72V79H71ZM77 81H78V79H77ZM51 82V83H52ZM121 82H122V84L123 85H121ZM27 83V82H26ZM20 84H22V83H20ZM78 84V83H77ZM80 84V83H79ZM78 84V85H79ZM24 85V84H23ZM85 85V84H84ZM24 86H26L27 87V85H24ZM53 86V85H52ZM57 86V87H56ZM32 87V88H31ZM44 87H47L48 88V90H50V92H51V94L49 93V91L48 90H46V88H44ZM77 87V86H76ZM242 87V88H241ZM52 88V87H51ZM53 88H54V86H53ZM205 88V90L207 91V89ZM231 88V89H230ZM5 89V84H0V92L2 93V91ZM79 89V88H78ZM27 90V89H26ZM46 91H48V93L50 94H48V95H45V94H47V92ZM158 91H159V93H158ZM35 92L33 93V94H35ZM46 92V93H45ZM81 92V91H80ZM205 92V91H204ZM220 92L222 93V94H220ZM240 92H238L237 91V93L236 94H238L239 93V95H237L236 96V94H234L237 98H239V97H241V98H239V101H241L240 99H242L243 100V103H240L239 101H237L236 103H237V105L236 106H240V107H243V104H245L246 105V100L244 101V96H243V98H242V96H240ZM205 93H207V92H205ZM32 94V95H33ZM77 94V93H76ZM83 94H84V92H83ZM92 94V96H90ZM204 94V93H203ZM208 94V93H207ZM218 94H220V96H217ZM233 94H231V95H233ZM37 95V96H38ZM40 95H39V97H40ZM71 95V94H70ZM105 96L106 98H108L109 100L107 101V100H105V98H104V96H103V98L104 99H101L102 97L101 96ZM230 95V96H231ZM233 95V96H234ZM36 96V95H35ZM36 96V97H37ZM72 96V95H71ZM94 96V97H93ZM98 96H99V98H98ZM209 96V95H208ZM239 96V97H238ZM186 97H189V98H187L186 99ZM201 97V95L199 96V98ZM204 97V96H203ZM207 96H205V98H206ZM213 97V96H212ZM236 97H234V99L236 98ZM2 98V97H1ZM0 98V99H1ZM70 98V97H69ZM71 98H73V96L71 97ZM88 98V97H87ZM194 99L195 101H193L192 103H191V100H190V102L188 101V103L190 104L189 105V107L187 108L188 110H187V112L185 113V110L184 109H186L185 108V106L186 105H188V103L187 102H185V101H183V99H186V101L188 100V99ZM198 98V97H197ZM196 98V99H197ZM202 98V97H201ZM204 98V99H205ZM233 98V97H232ZM236 98V99H237ZM11 99V98H10ZM34 99V98H33ZM41 99H43V98H41ZM40 99V100H41ZM49 99V98H48ZM47 99V100H48ZM51 99H49V101L51 100ZM56 99V98H55ZM54 99V101H56ZM58 99V98H57ZM65 99V98H64ZM63 98H62V100H64ZM75 99V98H74ZM72 100L73 101V103H71V105L72 104H74V102H75V100ZM96 99V98H95ZM203 99V98H202ZM207 99V98H206ZM215 99V100H216ZM25 100V99H24ZM29 100V99H28ZM44 100H46L45 98H44ZM44 100H42L43 101V104L45 103L44 102ZM69 100V99H68ZM89 100H87V101H89ZM208 100V99H207ZM214 100V99H213ZM221 100H218L219 102H221ZM238 100V99H237ZM250 100V101H249ZM1 101H4V99H1ZM7 101V100H6ZM5 101V102H6ZM32 101V100H31ZM38 101V100H37ZM41 101V102H42ZM49 101H48V103H49ZM53 101V102H54ZM58 101V100H57ZM65 101H66V99H65ZM72 101H70V102H72ZM86 101V102H87ZM93 101V100H92ZM204 101H206V100H204ZM204 101H202L203 103H204ZM209 101H211L212 102V99L210 100V98H209ZM217 101V102H218ZM8 102V101H7ZM26 102H27V100H26ZM25 102V103H26ZM47 102V101H46ZM52 102V101H51ZM51 102L49 103V104H51ZM81 102V101H80ZM90 102V101H89ZM106 102V103H105ZM208 102V101H207ZM211 102H209V108L208 107H205V105H204V108H206V110H207V108L211 111V108H212V110H214L213 108H214V106H215V104H214V102L215 101H213V104H214V106L213 107H211L210 106V103ZM218 102V105H220V103ZM225 102V103H224ZM2 103V102H1ZM4 103V102H3ZM18 103V102H17ZM24 103V102H23ZM22 103V104H23ZM30 103V102H29ZM31 103H33V105H34V101H32ZM38 103V102H37ZM40 103V102H39ZM48 103H46V105H45V109L44 110H47L48 111V109H49V107L47 106V104ZM81 103H84L83 102V100H82V102ZM187 103V104H186ZM224 103V104H223ZM238 103H240V104H242V105H239ZM256 103H260V104H256ZM41 104V103H40ZM48 104V105H49ZM85 104V103H84ZM84 104H82L83 106H85ZM88 103H86V105H87ZM98 104V105H97ZM186 104V105H185ZM192 104H194L195 106H196V109H194L195 108V106H194V108H192V109H190V106L192 105ZM205 104V103H204ZM212 104V103H211ZM24 105H27V103L26 104H24ZM42 105V104H41ZM40 105V106H41ZM74 105H76V104H74ZM97 105V106H96ZM185 105V106H184ZM203 105V104H202ZM207 105V104H206ZM217 105V107H219V108H221V107H224V106H218ZM244 105V106H245ZM1 106V105H0ZM20 106V105H19ZM23 106V105H22ZM52 106H54V107H52ZM59 106L61 107V108H63L64 109V107H67L68 108V106H65V105H61V104H58V103H56V102H54V104L52 103L51 104V109H49L50 110V112H52V111H54L55 112V110H59L60 111V108H59ZM77 106V105H76ZM89 107L91 106V105H88ZM231 106H233V107H235V108H237V110L239 111L238 113H236L237 111L236 110H232L233 108H229V107H231ZM27 107V106H26ZM26 107H24V108H26ZM29 107H32L31 105L29 106ZM28 107V108H29ZM35 107V106H34ZM42 107H44V106H42ZM80 107H82V106H80L79 105V107H78V109L80 108ZM92 107V106H91ZM90 107V108H91ZM122 107V108H121ZM193 107V106H192ZM211 107V108H210ZM217 107H215V108H217ZM239 107V108H240ZM48 108V109H47ZM59 108V109H58ZM67 108H65V109H67ZM85 108L87 109V107L85 106ZM90 108H88V110H90V111H88V110H86V109H84L83 107H82V114H83V116H81L82 118H81V120L83 119V120H85L86 121V119L87 118H92L93 120L92 121H94L93 123H99V135H100V133H102L101 131H103L104 132V130H106L107 132H105V134L106 133H108V130H109V132H110V134H106V139H103L102 137H104L105 136V134H104V136L102 135H100L99 137H101V138H97V137H95V139L97 138V143H99V141L101 140L102 142H104L105 141V145L107 144V142L108 143H110L111 142V140H113L114 139V136H115V134H113V133H111V132H113L114 131V129H116L117 128V125H116V123H114V121H117V120H119L116 116H115V120L114 121H112V120H110V119H107V114H105V113H103V114H105V115H103L104 117L103 118H100L99 116H95L96 114L95 113H91L92 111H91V109ZM203 108V107H202ZM218 108V109H219ZM234 108V109H235ZM23 109V108H22ZM31 109V108H30ZM33 109V108H32ZM40 109H41V107L39 108V111H40ZM42 109V110H43ZM78 109H77V111H78ZM81 109V108H80ZM193 109H194V113H193ZM200 109V108H199ZM16 110V109H15ZM18 110V109H17ZM26 110V109H25ZM37 110V109H36ZM68 110H69V108H68ZM72 110H76V109H71V110H69V112L70 113H72L71 111ZM189 110H191L192 111V114H191V112L189 111ZM232 110V111H231ZM35 111V110H34ZM38 111V112H39ZM59 111L58 112H55V113H57V114H59ZM102 111V112H101ZM118 111V110H117ZM188 111H189V113H188ZM196 111H197V115H196ZM210 111H206V112H203V115L205 114V113H209ZM10 112V111H9ZM12 112V111H11ZM28 112V111H27ZM30 112H32V111H30ZM45 112V111H44ZM54 112H52L53 114H55ZM69 112H65V113H69ZM73 112H75V111H73ZM116 112V111H115ZM137 112V113H136ZM167 116V117H171V116H173V117H171V118H167L166 116H164V120H163V116H161V117H159V115H161V114H163V113ZM214 112V111H213ZM8 113V112H7ZM6 113V114H7ZM29 113V112H28ZM42 113V112H41ZM37 113V115L39 114V116H41V115H43L44 113ZM48 113V112H47ZM61 113H63V112H61ZM59 114V116L61 115H63V114ZM99 113V114H100ZM114 113V112H113ZM120 113V112H119ZM125 113V112H124ZM161 113V114H160ZM168 113V114H169ZM188 113V116H187V118H185L186 117V114ZM19 114V113H18ZM30 114V113H29ZM32 114V113H31ZM35 114V113H34ZM41 114V115H40ZM73 114V113H72ZM76 115H78L77 114V112L75 113ZM143 114V115H142ZM177 114H181L183 117H184V115H185V119L184 118H182L180 115H179V117H177L178 115ZM191 114V117L189 116ZM210 114H211V116L213 117V116H215V118H216V115H214L212 112H210ZM221 114V113H220ZM233 114V115H232ZM11 115V114H10ZM16 115V114H15ZM25 115H27V113L25 114ZM80 115V114H79ZM102 115H101V117H102ZM107 115V116H106ZM120 115V114H119ZM145 115V116H144ZM196 115V116H195ZM209 115V114H208ZM208 115H207V117H208ZM7 116V115H6ZM17 116V115H16ZM20 116H22V115H20ZM39 116H37L36 118H38ZM57 117V115H52L51 117H53L52 119V122L55 120V118L54 117ZM60 116V117H61ZM66 116V115H65ZM110 116V115H109ZM108 116V117H109ZM129 116V115H128ZM131 116V115H130ZM134 116V117H135ZM64 117V116H63ZM62 117V118H63ZM68 117V116H67ZM67 117H65V118H67ZM78 117V116H77ZM76 117V118H77ZM158 117V118H157ZM166 117V118H165ZM212 117H211V119H212ZM8 118H9V116H8ZM15 118V117H14ZM50 117H48L47 119H49ZM68 118H70V117H68ZM120 118V117H119ZM126 118V117H125ZM131 118H132V116H131ZM137 118V119H138ZM140 118H139V120H140ZM162 118V119H161ZM209 118H210V116H209ZM214 117H213V119H215ZM229 118V117H228ZM58 119L61 121V119L58 117ZM72 119V118H71ZM100 119H102L101 121H100ZM117 119V120H116ZM134 119H136V118H134ZM152 119H154V121L152 120ZM160 119V120H159ZM170 119H172L171 120V122H170ZM175 119V120H176ZM199 120H195L194 119V122L195 123H197L198 121H200L201 122V120L203 119V116L201 115V117H199L198 118ZM42 121H43V118L41 119ZM57 120V119H56ZM64 120V119H63ZM74 120V119H73ZM77 119H75V121H76ZM88 120V119H87ZM138 120V121H139ZM148 120V121H149ZM161 120H163V121H161ZM204 120H207V118L206 119H204ZM3 121V120H2ZM5 121V120H4ZM11 121H13V120H11ZM44 121H45V119H44ZM58 121V120H57ZM79 121V120H78ZM89 121H90V125H91V119H89ZM156 121H161L162 122V124H160L159 125V122H156ZM217 121V120H216ZM215 121V122H216ZM221 122V120H218V122ZM223 121V122H224ZM241 121H244V122H241ZM51 122V124H54V123H52ZM55 122V121H54ZM175 122V121H174ZM177 122V121H176ZM199 122V125L201 124ZM213 122V121H212ZM218 122H216L217 124H218ZM9 123H12V122H9ZM13 123H14V121H13ZM46 123V122H45ZM48 123V122H47ZM61 123V122H60ZM59 123V124H60ZM73 123V122H72ZM81 123V122H80ZM85 124H87L86 122H84ZM130 123V122H129ZM136 123H138L140 126H142V128L140 127V129H141V132L138 130V132L137 131H134V132H127V135H126V137L125 138H127V137H132V140H130V143H133V144H135L134 142H136V140L138 139L139 140V138L142 140V141H145V140H149V139H151L150 138V134H151V124H150V122H146V121H142V122H136ZM136 123H135V125H136ZM165 123V124H164ZM178 123H179V121H178ZM176 124V123H173V127H175V125H178V129L176 128V133L177 134H179L180 132H181V130L183 131V129H180V126H179V124ZM184 124V126H186L187 124ZM216 123H213L214 125H216ZM228 123V124H229ZM238 123V127L237 128H235L236 127V124ZM3 124V123H2ZM7 124V123H6ZM20 124H22V123H20ZM38 124V123H37ZM40 124V123H39ZM38 124V125H39ZM49 124V123H48ZM56 124V123H55ZM68 124V123H67ZM137 124V125H138ZM155 126H154V125ZM210 124H212V123H210ZM220 124H222V123H219V125ZM58 125V124H57ZM72 125V124H71ZM81 125H82V123H81ZM90 125H89V128H93L92 126L90 127ZM135 125H132L133 127V129H134V126ZM167 125V126H168ZM193 125H195V124H193ZM196 125H198V123L196 124ZM214 125H210L211 126V128L213 127H215L214 128V130H212L213 132L216 130V128H217V126H214ZM218 125V126H219ZM223 125V126H224ZM4 126V125H3ZM14 126V125H13ZM12 126V127H13ZM19 126V125H18ZM37 126V125H36ZM34 127L33 128V130H34V132H36V133H38V135H34V137L32 136V134H30V135H28L29 136V138H32L31 140L33 141V139L34 140H36L39 136H41L42 135V137L43 136H46V134L47 133H50V136L49 137H51L52 138V140H54V141H52L51 142V146H52V148L53 149H51V151H53V150H56L57 151V149H59V148H63L64 147V149H60V151H58V152H56V153H59V152H66V151H69V150H71V149H73V146H74V148H75V145H70L69 146V144H71V142H70V139H71V132H72V130L73 129H75V126H74V128L71 130V132H70V130H69V127H68V132L67 131H64V132H67V133H65V136L67 137V138H61L62 140H63V142L61 143L60 141H61V139H60V141L59 140H57L56 138L57 137H55V136H57V135H55V136H53L51 133V131L50 132H47V129H44V127H43V125L41 126L42 128H38V127ZM51 126V125H50ZM49 126V127H50ZM61 126V125H60ZM60 126H58V127H60ZM78 126H80V125H78ZM77 126V127H78ZM95 126V125H94ZM97 126V125H96ZM131 126V125H130ZM129 125H128V127H130ZM183 126V125H182ZM182 126H181V128H182ZM183 126V128H185ZM189 126V125H188ZM225 126V127H226ZM9 127H10V125H9ZM39 127H40V125H39ZM49 127H48V129H49ZM62 127H64V126H62ZM66 127V126H65ZM66 127V128H67ZM82 127V126H81ZM88 127V126H87ZM86 127V128H87ZM135 127H137V126H135ZM144 127V128H143ZM220 127V126H219ZM7 128H8V126H7ZM19 128V127H18ZM46 128H47V126H46ZM52 128H53V126H52ZM65 128V129H66ZM84 128H85V126H84ZM94 128H96V127H94ZM146 128V129H145ZM164 128H166V126L164 127ZM164 128H159L158 130H157V132L161 129V131H162V135L164 134L163 132H164V130H166V129H164ZM187 128V127H186ZM212 128V129H213ZM226 128V129H227ZM264 128V127H263ZM54 129H56L55 127H54ZM53 129V130H54ZM58 129V128H57ZM83 129V128H82ZM120 129V128H119ZM142 129H145V131L146 130H148V131H144V130H142ZM156 129H154V130H156ZM162 129H164V130H162ZM168 129V128H167ZM197 129H200V127L198 126V128ZM221 129H223V127H221ZM225 129V130H226ZM27 129H23V130H21V131H19V134L21 133V135L20 136H18L17 135V133L16 134H14L15 136H18V138H20L21 139V137L22 136H24L25 134H23L25 131H26ZM52 130V129H51ZM76 130V129H75ZM80 130V129H79ZM78 130V131H79ZM153 130V129H152ZM185 130H187V129H185ZM195 130H196V126H195ZM210 130V129H209ZM224 130V129H223ZM8 131V130H7ZM6 131V132H7ZM16 131V130H15ZM56 131V130H55ZM55 131H54V133H55ZM59 131V130H58ZM95 131H97V129H95ZM116 131V130H115ZM133 131V130H132ZM142 131H144V133H142ZM160 131V132H161ZM166 131H168V130H166ZM165 131V132H166ZM219 131H220V129H217V136L215 135V134H211V138L213 137L212 135H214V136H216V137H219V136H221V135H219ZM262 131H264L263 129H262ZM5 132V131H4ZM11 132H12V129H11ZM59 132H62V130H60ZM76 132H77V130H76ZM81 132V131H80ZM82 132H83V130H82ZM140 132V133H139ZM154 132V131H153ZM173 132H174V130H173ZM194 132V131H193ZM192 132V134H194L193 136L194 137H197V135H199L201 132H199L198 131V133L195 131L194 133ZM208 133L210 132V131H207ZM213 132H211V133H213ZM216 132V131H215ZM214 132V133H215ZM14 133V131L12 132V134ZM58 132H56V134H57ZM87 133H88V131H87ZM89 133H90V131H89ZM96 133H98V132H96ZM167 133V132H166ZM165 133V134H166ZM220 133H222V132H220ZM7 134V133H6ZM59 134V136H61L60 135V133H58ZM62 134V133H61ZM78 134V133H77ZM154 134H155V132H154ZM158 134H160L159 132H158ZM183 134V133H182ZM210 134V133H209ZM89 135V134H88ZM91 135H93L94 136V133H92V134H90L89 136H91ZM219 135V136H218ZM8 136V135H7ZM13 136V135H12ZM15 136H14V138L13 139H15V142H17L16 141V138H15ZM28 136L26 135V136H24L23 138H28ZM63 136V135H62ZM72 136H73V134H72ZM76 136H78V135H76ZM85 137H87L86 135H84ZM83 136V137H84ZM88 136V137H89ZM74 137V136H73ZM72 137V138H73ZM92 137V136H91ZM91 137H89L90 139H91ZM107 137H109V138H107ZM156 138L158 137V135L157 136H155ZM177 137H181V133L179 134V136H177ZM207 137L209 138V136L207 135ZM222 137V136H221ZM44 138V137H43ZM89 138H87L88 139V141H89ZM119 138V137H118ZM117 138V139H118ZM124 138V139H125ZM156 138H154V140L153 141H155L156 140ZM171 138V136L170 135H163V136H160L159 135V137H158V139L159 140H161V141H167V140H169ZM211 138H209V139H211ZM224 138H225V136H224ZM12 139V140H13ZM58 139H59V137H58ZM68 139V140H67ZM75 139V138H74ZM80 139H82V137L80 138ZM84 139V138H83ZM82 139V140H83ZM86 139V140H87ZM93 139V138H92ZM190 139V137H188V138H186V140H189ZM195 139V138H194ZM197 139V138H196ZM196 139L195 140H193V142L194 141H196ZM216 139H221V143H222V139L223 138H216ZM216 139H212V140H214V141H212L213 143H215L214 145H212L213 143H211L210 141L211 140H209V141H205V143L203 144V146L204 145H207L208 144V142H210L208 145H207V147L209 146V147H211L210 149H212L213 147L212 146H214V147H216V144H218L219 143V145L216 147L217 149H218V147L220 146V145H222L221 143H220V141H215ZM30 140V139H29ZM49 140H50V138H49ZM73 140V139H72ZM77 141H78V139H76ZM73 141V142H75V143H77V141ZM119 140V139H118ZM133 140H135L134 142H133ZM208 140V139H207ZM46 140H44V142H45ZM67 141V142H66ZM93 141H95L94 139L92 140V144H93ZM190 141H191V139H190ZM197 141H198V139H197ZM7 142V141H6ZM10 142V141H9ZM8 142V143H9ZM19 142V141H18ZM82 142V141H81ZM84 142H85V140L83 141V144H84ZM90 142V141H89ZM88 142V144H86L87 146L90 144ZM125 142V144L126 143H129L128 141H124ZM137 142H139V141H137ZM141 142V141H140ZM187 142V141H186ZM199 142V141H198ZM198 142L196 143L197 145H199L198 144ZM218 142V143H217ZM22 143V142H21ZM30 143V142H29ZM33 143V142H32ZM53 143H55L54 145L55 146H53L52 144ZM78 143H80V142H78ZM86 143V142H85ZM152 143H154V145H157L158 146V144H156V141L155 142H152ZM191 143V142H190ZM203 143V142H202ZM207 143V144H206ZM7 144V143H6ZM10 144H11V142H10ZM38 144H40V142L38 143ZM82 144V145H83ZM91 144V145H92ZM96 144V143H95ZM191 144H193V143H191ZM9 145V144H8ZM23 145V144H22ZM82 145H81V147H82ZM97 145V144H96ZM100 145V144H99ZM103 145V144H102ZM109 145V144H108ZM107 145V146H108ZM120 145H121V143H120ZM150 145V144H149ZM149 145H148V147H149ZM152 145V144H151ZM154 145H152V147H157V146H154ZM212 145V146H211ZM15 146V145H14ZM19 146V145H18ZM47 146V145H46ZM80 146V145H79ZM84 146V145H83ZM90 146V145H89ZM88 146V147H89ZM98 146V145H97ZM136 146V145H135ZM191 146H195L196 147V145H195V143H194V145H191ZM223 146V145H222ZM35 147V146H34ZM86 147V146H85ZM92 147V146H91ZM101 147H103V146H101ZM169 147V146H168ZM224 147V146H223ZM16 148V147H15ZM15 148H12V149H15ZM76 148H78V147H76ZM76 148L74 149V151H77L78 152V149L76 150ZM80 148V147H79ZM93 148H95V146L93 147ZM99 148V147H98ZM98 148H96V149H98ZM104 148V147H103ZM107 148V147H106ZM197 148V147H196ZM205 148H206V146H205ZM25 149V148H24ZM108 149V148H107ZM107 149H104V150H107ZM131 149V151H130V153L129 154H125V152L127 151V148H121V151H119V152H121V155H120V157L121 156H123V159H124V156L126 157V158H131L132 156H133V154L134 155H136V153H137V150L140 152V153H142V152H144V151H140V149H137V148H130ZM209 149V148H208ZM221 149H222V147H221ZM221 149L219 150V151H221ZM19 150V149H18ZM83 150V149H82ZM81 150V152H84L85 151V149H84V151H82ZM87 150V149H86ZM91 150V149H90ZM93 150V149H92ZM100 150V149H99ZM135 150V151H134ZM194 150V149H193ZM214 150V152L212 153V152H210V153H212L211 155H213L215 152H216V155H217V151H215L216 149L214 148L213 149ZM101 151V150H100ZM197 151V150H196ZM206 151H207V148H206ZM27 152H29V151H27ZM72 153V151H69L68 153ZM95 152H97V151H95ZM94 152V153H95ZM153 152V153H152ZM194 152H195V150H194ZM32 153V152H31ZM62 153H60L61 155H63ZM79 153H80V151H79ZM79 153H77V155L79 154ZM88 152L86 151V153L85 154H87ZM93 153V152H92ZM99 153H103V151H101V152H99ZM105 153V152H104ZM127 153V152H126ZM162 153V152H161ZM9 154V153H8ZM90 154V153H89ZM88 154V155H89ZM150 154V155H151ZM162 154H164V153H162ZM204 154H206V156L207 157H205V156H202V157H204L201 161H202V163H206V162H208V160H210V158L208 157V156H211V155H208L207 153H205V152H203V154L202 155H204ZM47 155V154H46ZM66 155H67V153H66ZM76 155V156H77ZM91 155V154H90ZM103 155V154H102ZM126 155H129L128 157L126 156ZM150 155L148 156V158H149V160H150V162L152 161V158H150ZM218 155H219V152H218ZM217 155V156H218ZM226 155H228V154H226ZM58 156H60L59 154H58ZM81 156H82V159H85L86 157L85 156H87V155H84V158H83V154H81ZM80 156V157H81ZM104 156V158L106 157H108V155L107 156H105V155H103ZM103 156H99V157H103ZM164 156H166V155H164ZM49 157V156H48ZM96 157V156H95ZM97 157H98V153H97ZM96 157V158H97ZM98 157V158H99ZM171 156H168V158H170ZM212 158H214L215 157V155L214 156H211ZM22 158V157H21ZM20 157H18V159H17V161H16V163H17V165H18V161H20V159H21ZM51 158H53V157H51ZM61 158L63 159L64 157H62L61 156ZM97 158V159H98ZM118 158H119V156H118ZM148 158H147V160H148ZM161 158V159H160ZM205 158H209L208 160H206V162H203V160L205 159ZM228 158H230V159H228ZM13 159V158H12ZM23 159H26V158H24L23 157ZM47 159H50V157L49 158H47ZM57 159H60V157H57ZM57 159H56V161H57ZM62 159H60V162L62 161ZM69 160L68 161V163L71 165V163H74L73 162V160H74V155H67V158H66V160ZM81 159V158H80ZM93 159H95L94 157H93V155H92V158H90V160H91V162H93L94 160ZM107 159H109V158H107ZM106 159V160H107ZM121 159V158H120ZM177 159V158H176ZM14 160V159H13ZM22 160V159H21ZM29 160V159H28ZM28 160H26V161H28ZM31 160V159H30ZM52 160V159H51ZM65 160V159H64ZM64 160H63V162H64ZM86 160V159H85ZM100 160V162L103 164V158H102V161H101V158L99 159ZM110 160V159H109ZM115 160V159H114ZM130 160V159H129ZM128 160V161H129ZM168 160V161H169ZM23 161V160H22ZM25 161V160H24ZM47 161V160H46ZM55 161V162H56ZM75 161V160H74ZM76 161H78V160H76ZM82 160H80V162H81ZM98 161V160H97ZM108 161V160H107ZM111 161V160H110ZM140 161V160H139ZM144 162L146 161V159L145 160H143ZM5 162V161H4ZM8 162V164H9V162L10 161H7ZM12 162H14V161H12L11 160V163ZM84 162V161H83ZM82 162V163H83ZM89 162V161H88ZM91 162H89V164L91 163ZM112 162H113V160H112ZM116 162V161H115ZM126 162V161H125ZM153 162V161H152ZM176 162V163H175ZM210 162V161H209ZM213 162V163H214ZM21 163V162H20ZM57 163V162H56ZM62 163V162H61ZM87 163V162H86ZM96 163H98V162H96ZM101 163H99L100 165H101ZM114 163V162H113ZM130 163H132V161H130ZM142 163V162H141ZM147 163V162H146ZM146 163H145V165H143V164H138L139 166H140V169H138L137 167H136V169H138V173H139V171L141 170V168L142 167H147L146 166ZM200 164L201 166H206L205 164ZM212 163V164H213ZM7 164V165H8ZM14 164V163H13ZM22 165L23 164H25V162H23V163H21ZM42 164V163H41ZM40 163H39V165H41ZM48 164V163H47ZM67 164V163H66ZM65 164V162H64V166L66 165ZM75 164V163H74ZM74 164H73V167H75L74 166ZM76 164H78V163H76ZM75 164V165H76ZM80 164V163H79ZM83 164H85V163H83ZM88 164V163H87ZM92 164V163H91ZM107 164H108V162H107ZM107 164L106 163H104V165H105V167L107 166ZM122 164V163H121ZM148 165L150 164L149 163V161H148V163H147ZM207 164V163H206ZM4 165L6 166V164L4 163ZM4 165H2V166H4ZM12 165V164H11ZM16 165V164H15ZM16 165V166H17ZM20 165V164H19ZM18 165V166H19ZM21 165V166H22ZM31 165V164H30ZM34 165V164H33ZM57 165V164H56ZM82 165V164H81ZM80 165V166H81ZM103 165V166H104ZM109 166H111V164H110V162H109V164H108ZM210 165H211V162H210ZM223 165V166H222ZM54 166H55V164H54ZM58 166V165H57ZM79 165H78V167H80ZM89 166V165H88ZM91 166V168H93L92 167V165H90ZM201 166H199L200 167V169H198L197 171H199V170H201V169H204V168H201ZM203 166V167H204ZM20 167V166H19ZM19 167H18V170H19ZM23 167V166H22ZM40 167V166H39ZM58 167H60V164H59V166ZM82 167V166H81ZM87 167V166H86ZM84 168V169H89V168ZM116 167V166H115ZM173 167V166H172ZM171 167V168H172ZM4 168V167H3ZM7 168H8V166H7ZM11 168L13 169V168H16V170H17V167H14V166H11ZM55 167H53V169H54ZM64 168V167H63ZM68 167H66V169H67ZM69 168H72V167H70L69 166ZM68 168V169H69ZM76 168H77V165H76ZM99 168V167H98ZM106 168H108L109 169V167H106ZM121 168H122V166H121ZM145 168H143V169H145ZM176 168V167H175ZM207 168H208V164H207ZM5 169V168H4ZM58 169V168H57ZM57 169H55V170H57ZM73 169V168H72ZM71 169V170H72ZM81 169H83V167L81 168ZM100 169H103L104 170V168H101L100 167ZM117 169V168H116ZM115 169V170H116ZM135 169V170H136ZM44 170V169H43ZM46 170V169H45ZM59 170V169H58ZM57 170V171H58ZM64 170V169H63ZM76 170V169H75ZM115 170H113V171H115ZM118 170V169H117ZM133 171H132V173L134 174V173H137L136 171L134 172V169H132ZM148 170V171H149ZM205 170H206V167H205ZM31 171V170H30ZM37 171V170H36ZM79 171H80V169H79ZM85 171V170H84ZM84 171H83V173H84ZM92 171H94L95 172V170L93 169V170H91V172ZM98 171L99 170H97V174H95V175H97L98 176ZM109 171V170H108ZM108 171H106V172H108ZM119 171V170H118ZM149 171V172H150ZM191 171V170H190ZM196 171V172H197ZM204 171V170H203ZM55 172V171H54ZM62 172H64V171H62ZM66 172H68V171H66ZM71 172V171H70ZM70 172H68V173H70ZM74 173H75V171H73ZM94 172H93V174H94ZM100 172H103L102 170L100 171ZM105 172V171H104ZM106 172H105V174H106ZM110 172V171H109ZM124 172V171H123ZM126 172V171H125ZM143 171H141L140 173H142ZM146 172L147 171H145V173L143 172V174H145V175H143L142 174V176H140L141 177V179L139 180H135L136 178L134 177V176H138V174H136V175H134L133 177H132V179L133 178H135L134 180L136 181V183H141V184H143V182L142 181H144V182H146L145 180H149V177H147L149 174V172H147V175H146ZM152 172H150V173H152ZM155 172H157V174L155 175ZM161 172H164V174H166V179H164V176L162 175L163 173H161ZM192 172L193 171H191V173L190 172H188L189 174H192ZM250 172V173H249ZM260 172V173H259ZM27 173H28V171H27ZM56 173V172H55ZM76 173H78V171L76 172ZM87 173V172H86ZM122 172H119V173H116V172H110V173H108L107 175L109 176V174H110V180H112V182H114V183H112V184H114V185H110L109 186V184L108 183H106V184H108L107 186H109L108 188H107V186L106 187H103V188H107V191H106V189L103 191V193H101L102 191L100 190V194L99 195H96V193L94 192V190L97 188H95L94 190H93V193H95V196H93L92 198H91V196L93 195L92 193V195L91 196H89V194H87V195H85V192L83 191V190H85L86 192H87V190H86V188L87 187H83L84 189L82 190L83 192H80L74 199H76L77 200V202L75 203V205H77L78 207H82L81 208V210L84 208L83 206H88V204L86 205V203H87V201L88 200H92L94 197H96V198H94L93 199V203H92V205H93V207H96V206H101L103 203L102 202H105L106 200L103 198L104 196L106 197V195H107V197H115L116 198V200H117V198H121V192L124 190V192H125V188L128 186L129 187V185H131L130 183H132V181H130V183H128L129 181L128 180H130V179H127V177H129V175L128 176H126V179H127V183L129 184V185H125V183H126V181L124 182L123 180H121V175H123V177H125V175L124 174H121ZM139 173V175H141ZM185 173V172H184ZM194 173V172H193ZM30 174V173H29ZM64 174H66V173H63L62 175L63 176H65ZM79 175H81L80 173H78ZM89 174H91L90 172H89ZM92 174V175H93ZM101 174V173H100ZM99 174V176H101ZM105 174H103L102 173V178L105 176ZM201 174H200V176H201ZM260 175V177L258 176V175ZM30 175H33V174H30ZM41 175V174H40ZM54 176L53 177H58V175H55V174H53ZM70 175V174H69ZM69 175L67 176V177H69ZM72 175V174H71ZM84 175V174H83ZM86 175H88V174H86ZM107 175L105 176V177H107ZM155 175V176H154ZM183 175V174H182ZM24 177L26 176L25 174L23 175ZM38 176H39V174H38ZM38 176H36V177H38ZM60 176V175H59ZM73 176V175H72ZM85 176V175H84ZM88 176H91V175H88ZM96 176V178H98ZM130 176H131V174H130ZM197 176H199V175H197ZM22 177V176H21ZM23 177V179L24 180H22V181H25L26 180V178H24ZM27 177V176H26ZM30 177V176H29ZM40 177V176H39ZM42 177V176H41ZM62 177V176H61ZM75 177V176H74ZM73 177V178H74ZM100 177V178H101ZM139 177V178H140ZM174 177L176 178V180H174ZM178 177V178H177ZM193 177H194V181H193ZM236 177V176H235ZM31 178V177H30ZM64 178V177H63ZM72 178V177H71ZM70 177H69V179H71ZM100 178H99V180L97 181L96 179H95V177L94 176H92V177H89V178H86L88 181H89V183H90V185L92 184V186L93 185H96L98 182H100ZM130 178V177H129ZM147 178V179H146ZM198 178V179H199ZM39 179V178H38ZM53 179V178H52ZM58 179H59V177H58ZM62 179V178H61ZM85 179V178H84ZM97 181H95V180ZM105 179V178H104ZM126 179H124V180H126ZM199 179V180H200ZM1 180V179H0ZM3 180V179H2ZM1 180V181H2ZM18 180V179H17ZM34 180V179H33ZM41 180V179H40ZM60 180V179H59ZM66 180V179H65ZM72 180H74V179H72ZM108 180V179H107ZM151 180H152V178H151ZM153 180H152V182H153ZM182 180H183V182H182ZM199 180H196V181H199ZM30 181H31V179H30ZM29 181V182H30ZM37 181V180H36ZM35 181V182H36ZM39 181V180H38ZM54 181V180H53ZM56 181H58V180H56ZM55 181V182H56ZM67 181V180H66ZM75 181V180H74ZM83 181V180H82ZM81 181V182H82ZM85 181L86 180H84L83 182L85 183ZM102 182H103V180H101ZM134 181V182H135ZM139 181V182H138ZM4 181H2V183H3ZM42 182H44V181H42ZM41 182V183H42ZM61 182V181H60ZM62 182H63V180H62ZM71 182H73V181H71ZM70 182V183H71ZM105 182V181H104ZM108 182V181H107ZM122 182V183H121ZM133 182V183H134ZM149 182V181H148ZM152 182H149V183H152ZM181 182H182V184H181ZM18 183V182H17ZM24 183V182H23ZM23 183H21V184H23ZM40 183V181H39V185L41 184ZM54 183V182H53ZM58 183V182H57ZM66 183V182H65ZM70 183H68V184H70ZM101 183V182H100ZM100 183H99V185H100ZM126 183V184H127ZM136 183H134V184H136ZM139 183V184H140ZM149 183H145V185H147V187H148V189H150L149 188V185H151V184H149ZM188 183V187H190L191 185H192V187H190L191 189L190 190H188L187 192H185L186 191V189L188 188V187H186V189L185 188H183V186H186V184ZM16 184V183H15ZM26 184V183H25ZM33 184V183H32ZM35 184V183H34ZM33 184V185H34ZM38 184V183H37ZM46 184V183H45ZM49 184H52V183H49ZM60 184V183H59ZM63 184V183H62ZM77 184H79V183H77ZM87 184V183H86ZM104 185H106L105 183H103ZM102 184V185H103ZM121 184H123V185H125L126 187L123 189V185H121ZM134 184H132L133 185V189H135V186H137V185H135L134 186ZM149 184V185H148ZM167 184V185H166ZM209 184H210V182H209ZM209 184H207V185H209ZM212 185H213V183H211ZM55 185V184H54ZM72 184H70V186H71ZM103 185V186H104ZM144 185V184H143ZM142 185V186H143ZM163 185V186H162ZM202 185H203V183H202ZM205 185V184H204ZM6 186V185H5ZM18 186V185H17ZM24 186V185H23ZM22 185H21V189H22V187H23ZM26 186H30L29 184L27 185L26 184ZM52 186V185H51ZM59 186H61V185H59ZM58 186V187H59ZM69 186V187H70ZM80 186V185H79ZM84 186V185H83ZM86 186V185H85ZM122 186V187H121ZM141 185H139L138 187L139 188H136L137 189V191L142 187ZM168 186V187H167ZM199 186H201V185H199ZM210 186V185H209ZM208 186V187H209ZM2 187V186H1ZM19 187V186H18ZM40 187V186H39ZM39 187H37V189H36V191H38V188ZM53 187V186H52ZM63 187V186H62ZM61 187V188H62ZM128 187H127V191L129 192H126L127 194L125 195V194H123L124 195V198H121V200L122 199H124L125 200V198H126V200L125 201H127V198H129V197H125V196H127L128 194H130L131 193V191L133 192V190L131 189L130 191H129V189L130 188H132V186H130L129 187V189H128ZM144 187H146V186H144ZM144 187H142V188H144ZM154 187V188H155ZM204 187H206L207 188V186L205 185ZM211 188H212V186H210ZM20 188V187H19ZM31 188H33L32 186H31ZM34 188H35V186H34ZM33 188V189H34ZM44 188H45V186H44ZM48 187L46 186V189H47ZM55 188V187H54ZM64 188V187H63ZM74 188V187H73ZM82 188V187H81ZM94 188V187H93ZM100 188V187H99ZM121 188H122V191H121ZM157 188H155L156 189V191H159L160 189H157ZM163 188H161V189H163ZM165 188V191L167 190ZM211 188H209L211 191H214L213 189H215V188H213V189H211ZM7 189H10V188H7ZM15 189V188H14ZM16 189H17V187H16ZM20 189V190H21ZM29 190H30V188H28ZM41 189V188H40ZM53 189V188H52ZM51 189V190H52ZM58 189V188H57ZM72 189V188H71ZM75 189V188H74ZM73 189V190H74ZM92 189V188H91ZM91 189H90V191H91ZM98 189V188H97ZM96 189V190H97ZM102 189V188H101ZM147 189V188H146ZM152 189V188H151ZM150 189V191H153V190H155V189H152L151 190ZM227 189V193H225L224 192V190H226ZM20 190H18V191H20ZM55 190H56V188H55ZM59 190H60V188H59ZM144 190H145V188H144ZM164 190V189H163ZM163 190H160V191H162V193H164L163 192ZM6 191H8V190H6V188H5V190H3V192H6ZM22 191V190H21ZM40 191V190H39ZM79 191V190H78ZM98 192H99V190H97ZM96 191V192H97ZM136 191V192H137ZM157 192L156 193V195L154 196V195H152V193H154V191L153 192H149V193H151V195H148V190L146 191L145 190V194L144 193H142V196L141 195H137V196H135L136 195V193H135V191H134V193L135 194H131L130 195V198L129 199H131L130 201H131V211H133L134 212V206H136V207H138V210L139 209H142L143 207H142V205L144 206V208H146L145 209V212H144V208L142 209V212H144V217L146 218V216L148 215L147 213H146V210L148 209V207L150 208L149 209V214L151 215V214H153L154 215V213L156 214V215H158V219L156 220V218L154 219V220H152V222H149V219H150V217L148 218V220H147V218H146V220H145V218L143 217L142 219H144V221H142L141 220V222H142V224H143V222L145 223V225H146V223L147 222H149V224H151L152 223V226H154L153 224H155V221H157V224L158 225H160L161 223H159V222H161L162 220V216L160 217L161 219H159V216L160 215H162V212L164 211V210H168V209H170L171 208V210H172V208H174V207H177V206H179V204L180 203H182V202H180L179 203V201H178V198H180V201L182 200L181 198L183 197H185V196H181V197H179V196H177V195H180V194H177L176 195V197H175V195H173L174 197H172V193H170V192H168V193H170V194H167L166 192H165V194H163L162 196H160V194L159 193H161V192ZM195 191L193 192V193H195ZM14 192V191H13ZM25 192V191H24ZM41 192V191H40ZM55 192V191H54ZM57 192V191H56ZM59 192V191H58ZM123 192V193H124ZM264 192V191H263ZM9 193H10V190H9ZM30 193H32L33 194V192H30ZM39 193V192H38ZM49 193V192H48ZM87 193H90L89 191L87 192ZM138 193V192H137ZM139 193H141V191L139 190ZM189 193V192H188ZM207 193H210V194H207ZM1 195L2 194H4L5 195V193H0ZM31 194V195H32ZM41 194H42V192H41ZM45 194V193H44ZM43 194V195H44ZM51 194V193H50ZM62 194V193H61ZM144 194V195H143ZM155 194V193H154ZM184 194V195H185ZM199 194V195H198ZM1 195H0V197H1ZM4 195H2V196H4ZM35 195V194H34ZM45 195H47V194H45ZM54 194H52V196H53ZM56 195V194H55ZM68 195V194H67ZM157 195H159V196H157ZM191 195H195V194H192V191H191ZM190 194L188 195H186V197L187 196H191ZM9 196V195H8ZM38 196V195H37ZM36 196V197H37ZM59 196V195H58ZM63 196V195H62ZM75 196V195H74ZM118 196V197H117ZM129 196V195H128ZM135 198V200H134V203H133V200H132V198L133 197ZM151 196V197H150ZM153 196V197H152ZM34 197V196H33ZM43 197V196H42ZM45 197V196H44ZM47 197V196H46ZM55 197V196H54ZM65 197H67V196H65ZM106 197V198H107ZM123 197V196H122ZM132 197V198H131ZM193 197V196H192ZM4 198V197H3ZM3 198H1L2 200H3ZM51 197H49V199L48 198H45V199H48L49 200V203H50V201H51V199H50ZM68 198V197H67ZM198 198V197H197ZM204 198V199H205ZM5 199H7L6 198V196H5ZM4 199V200H5ZM9 199V198H8ZM37 199V198H36ZM53 199H57V196H56V198H53ZM59 199V198H58ZM57 199V200H58ZM61 199H62V197H61ZM60 199V200H61ZM65 199V198H64ZM113 199V198H112ZM128 199V200H129ZM38 200V199H37ZM41 200V199H40ZM39 200V201H40ZM59 200V201H60ZM75 200V201H76ZM108 200V199H107ZM115 200V199H114ZM187 201H188V197H187V199H186ZM185 199H184V201L185 202H187ZM198 200V199H197ZM196 200V201H197ZM43 201V200H42ZM62 201L63 200H61L60 201V203L62 204ZM119 201H120V199H119ZM123 201V200H122ZM178 201V202H177ZM199 201V200H198ZM255 201V203H251V202H254ZM2 201H0V203H1ZM36 202V201H35ZM34 202V203H35ZM38 202V201H37ZM48 202V201H47ZM52 202L54 203V201L52 200ZM92 202V201H91ZM117 202V201H116ZM115 202V203H116ZM129 202V201H128ZM128 202H125L124 203V201L123 202H120V203H118V204H121L122 206H124V204H128L127 206L129 207H122L123 208V210L122 209H119V208H121V206L120 205H118L117 206V203L116 204H113L114 202H112L111 204H110V202H109V204H108V202L106 201V203L105 204H108V206H110V205H113V207L112 206H110V208L112 209V211H111V209H110V211L113 213V212H115V214H117L116 213V210H122V211H128V209H129V211L128 212H130V202L128 203ZM25 203V202H24ZM46 202H43V204H45ZM63 203H64V201H63ZM133 203V204H132ZM212 203V204H213ZM2 204V207H3V202L1 203ZM29 204H31V203H29ZM37 204V203H36ZM55 204V203H54ZM57 204L58 203H56V205L54 206L56 209H58V208H60V207H62V211L59 213L60 214V216L57 218V220H53V219H49L50 221H47V222H45L44 224H41V228H38L37 230H39V231H37L38 232V234H40V236L41 237H46V238H48L49 239V243L51 242V244L54 246V247H56L55 249L56 250H58V249H60V251H64L65 250V247H66V241H68L67 239L69 238V241H71V242H69V244L71 243H76L75 241L77 240V239H79V243H80V240H81V242L83 241V244L82 245H86V243H84V242H89L90 240H91V238H92V240L93 241H96V244H101V245H95V250H98V252L100 253V251L101 250H103L102 249V247H104V245H105V251L107 252V250H106V247L107 246H109V244H108V242H107V237H108V240H110V238L111 237H116L117 235H118V231L117 232H114V229H112V231H110L109 232V230H106V228H105V230H103V229H100V230H97V228L95 229V230H92V233H90V231H89V226H86L87 224H86V222L88 223V221H89V223H91L92 221V223L93 224H95V223H98V225H99V222H95L94 223V220H97L98 218H101L102 216H104V215H94V216H96V217H94L93 215L91 216L90 215V213H89V211H87L86 210V208L85 209H83V212L81 211L80 212V208H78V210H79V214H78V210L76 211L77 212V216L76 217H73V215H72V213H74V210L73 209H67V207H64V204L63 205H60V204H58V206H57ZM73 204V203H72ZM90 205L88 206L89 208H90V206H91V203H89ZM99 204H101V205H99ZM105 204H103V205H105ZM182 204H185V203H182ZM182 204H181V206H182ZM211 204V205H212ZM7 205V204H6ZM33 205V204H32ZM39 205V204H38ZM47 205V207H46V209H49L53 204L51 203V205H50V207L48 208V204H46ZM69 205V204H68ZM95 205V206H94ZM125 205V206H126ZM189 205H190V203H189ZM192 205V204H191ZM22 207H23V205H21ZM57 206V207H56ZM105 206H107V205H105ZM171 206V207H170ZM184 206H186V205H184ZM194 206V205H193ZM192 206V208H194ZM2 207L0 208V210L2 209ZM36 207V206H35ZM35 207H34V209H35ZM53 206H52V209L54 208ZM92 207V206H91ZM119 207V208H118ZM187 207H188V205H187ZM196 207V208H197ZM6 208H7V206H6ZM27 208H29V207H27ZM37 208H38V206H37ZM37 208H36V210H37ZM43 208V207H42ZM103 208H104V206H103ZM115 208H117L116 210H115ZM128 208V209H127ZM182 209H183V206L181 207ZM191 208V209H192ZM231 210V211H229V209ZM3 209H5V207L3 208ZM51 209V210H52ZM102 208L101 207H99V210H101ZM105 209V212H106V209L107 208H104ZM103 209V210H104ZM127 209V210H126ZM175 209V208H174ZM176 209H179V208H176ZM176 209H175V212H176ZM181 209V210H182ZM185 209H187L186 207L183 209V210H185ZM190 208H188V210L187 211H189V214H186V217H189V215L190 214H192V215H194V216H192V217H189V218H187V220L189 219L190 220V223H193V220H194V223H195V221H198V219L197 220H195V214H193V211L192 210H194V209H192V210H189ZM218 209H219V211H218ZM222 209V210H221ZM6 210V209H5ZM35 210V211H36ZM42 210V209H41ZM43 210H44V208H43ZM42 210V211H43ZM72 210H73V212H72ZM95 210V209H94ZM109 210V209H108ZM113 210H115V211H113ZM137 210V208H136V211H138ZM154 210V211H153ZM7 211V210H6ZM34 211V212H35ZM41 211V212H42ZM93 211V210H92ZM97 211H98V207H97ZM122 211H120L121 212V214H123L122 213ZM141 210H139L138 211V213H140V215H141V213L142 212H140ZM148 211V210H147ZM186 211V210H185ZM184 211V212H185ZM187 211H186V213H187ZM190 211H192V212H190ZM1 212V211H0ZM3 212H5V211H3ZM2 212V214L0 213V216L1 217H3V216H5V214ZM12 212H13V215H14V211H11V214H12ZM17 212V211H16ZM20 212V211H19ZM23 212V211H22ZM21 212V213H22ZM45 212H46V210H45ZM59 212V211H58ZM91 212V211H90ZM118 212V211H117ZM133 212H131L132 213V217H130V219H129V221L130 220H132L131 218H134L133 216H136L135 214L133 215ZM157 212V213H156ZM166 212V211H165ZM169 213H173L174 211L172 210L171 212L170 211H168ZM175 212H174V214H175ZM177 212H179V211H177ZM182 212V216L181 217H183V215L185 214H183V211H181ZM227 212L226 213H224V214H227ZM21 213H19V215L21 216V215H23V213L21 214ZM36 213V212H35ZM92 213V212H91ZM93 213H94V211H93ZM92 213V214H93ZM101 213V212H100ZM134 213H136V212H134ZM164 213V212H163ZM230 213H229V215H230ZM258 213V212H257ZM4 214V215H3ZM8 214H10L9 212H8ZM18 214V213H17ZM17 214H16V216H17ZM38 214V213H37ZM37 214H35V215H37ZM97 214V213H96ZM106 214V213H105ZM125 214V213H124ZM123 214V215H124ZM145 214H147V215H145ZM165 214V213H164ZM164 214H163V217H166V215L164 216ZM166 214H168V213H166ZM173 214V215H174ZM221 214V216L220 215H218V217L216 218V217H214V219L216 220V222L217 221H222V217H223V213H220ZM232 214V213H231ZM3 215V216H2ZM7 215V214H6ZM26 215V214H25ZM34 214H29V218L30 219H28V217L26 218L25 217V219L23 218L24 217V215L23 216H21L20 218H19V216L18 217H16V216H12L13 217V220H12V218H11V220H4L5 218L3 217V218H1L0 217V241L1 242H3V244H5L4 246L6 247V248H4L3 247V245H1L0 247L2 248L1 250H0V264L2 263V260H3V258H5V257H8V256H6V254H7V252H11V255L9 254V256L10 257H8V258H6V259H9L10 258V260H11V264H13L14 262H17V263H14V264H21L22 263V261H21V257H22V255L21 254H19L18 253V255H17V252H20L22 249H21V247L23 248V249H25L26 247L24 246L25 244L24 243H26V244H28V246L30 247V244L29 243H32V241L31 240H33L34 238H35V236L33 237V236H31V233L32 232H35V231H33L34 230V227L36 226V224L37 223H39L40 224V222L37 220V218H39L40 216H35ZM76 215V214H75ZM113 215V214H112ZM123 215H120V216H123ZM129 215V214H128ZM127 215V216H128ZM139 215V216H140ZM150 215H148V216H150ZM153 215H151V216H153ZM169 215V214H168ZM167 215V216H168ZM172 215V214H171ZM188 215V216H187ZM229 215L227 214V216L229 217ZM237 215H234V217H231V218H235V216H237ZM262 215V214H261ZM43 216V215H42ZM105 216H110V215H105ZM104 216V217H105ZM118 216H119V212H118ZM117 216V217H118ZM126 216V217H127ZM131 216V215H130ZM176 216H178V214H176L175 215V219H176ZM219 216L221 217V219L219 218ZM225 216V215H224ZM230 216H232V215H230ZM8 217V216H7ZM9 217H11V216H9ZM14 217H16V219L14 218ZM104 217H102L103 219H104ZM142 216H140L139 217V219H138V217L136 216L135 218H136V221L135 220H132V221H130V222H133L132 224L134 225V223L135 222H137L138 220V222L139 223H141L140 222V218H141ZM155 217V216H154ZM154 217H151V219H153ZM172 217V216H171ZM186 217L184 216V220H185V223L187 222V220H186ZM227 217V218H228ZM23 218V219H22ZM106 218V217H105ZM109 218H111V217H109ZM173 218V217H172ZM171 218V219H172ZM179 218V217H178ZM190 218H194L193 220H192V222H191V219ZM230 217L228 218L229 220L231 219ZM29 221H28V220ZM41 219V218H40ZM45 219V218H44ZM103 219H102V221H103ZM107 219V218H106ZM112 219V218H111ZM110 219V220H111ZM164 219V218H163ZM170 220V216H169V218L167 217V220ZM175 219H174V221H175ZM183 219V218H182ZM213 219V220H214ZM228 219H226V220H228ZM243 219V218H242ZM25 220H27V221H25ZM37 220V221H36ZM51 220H53L52 222H51ZM109 220V219H108ZM158 220H160L159 222H158ZM165 220V219H164ZM179 220V222H180V218L178 219ZM177 220V221H178ZM183 220V221H184ZM188 220V221H189ZM208 220V222H207V224H205L206 223V221ZM213 220H212V222H213ZM223 220H224V218H223ZM225 220V221H226ZM241 220V219H240ZM41 221V220H40ZM46 221V220H45ZM60 221H62V223L60 222ZM99 221V220H98ZM101 221V220H100ZM112 221V220H111ZM115 221H116V219H115ZM135 221V222H134ZM147 221V222H146ZM176 221V222H177ZM182 221V220H181ZM183 221H182V223H179V224H172L173 223V221L171 222L170 221V223L168 224V221H167V223H166V225L168 226H170V224H172L171 226H178V227H180V228H182L181 227V224H182V226L184 225H186L185 223H183ZM220 221V223L218 222V223H215V226L216 225H218V224H220L221 225V223L223 222V224H224V222L225 221H222L221 222ZM237 221H239V220H237L236 219V221H235V219L233 220V222L234 223H238ZM251 221V222H252ZM59 222H60V224H59ZM106 222V221H105ZM164 222V221H163ZM162 222V223H163ZM166 222V221H165ZM164 222V223H165ZM227 222V221H226ZM225 222V224L224 225H226L227 223ZM231 222V220L230 221H228V223H230ZM247 222V223H248ZM76 223H78V224H80L79 226H77V224ZM109 223H111V222H109ZM119 223V222H118ZM139 223H136V225H137V227H138V225H139V227H140V224ZM232 223V222H231ZM253 223V222H252ZM82 224H83V226H82ZM86 224V225H85ZM102 224V227H103V225L105 224H103L102 222L100 223V225ZM114 224V222L112 223V225ZM141 224V225H142ZM157 224H155V225H157ZM223 224H222V226H223ZM97 225V224H96ZM106 225H109V224H106ZM111 225V224H110ZM122 225V224H121ZM147 225H148V223H147ZM146 225V226H147ZM165 225V224H164ZM163 225V226H164ZM212 226H213V223L211 224ZM210 225V226H211ZM231 224H227V226H228V230H231L232 231V229H230L233 225L235 226V224H232V226H230ZM253 225H254V223H253ZM105 226V225H104ZM135 226V225H134ZM152 226H150V227H145V229L146 228H152L151 229V231H152V233L153 234H156V235H154V237H153V234L152 233H150V235H152V236H149V232H151L150 230H148L147 229V231H148V233L147 234H145V235H148L147 237H148V239L150 240V239H154L155 237L157 238V241L154 239V242L153 241H148L149 243H151V242H153V243H155V241H156V244H153L152 243V247L150 248V247H146L145 246V244L147 243V241H146V243H145V241H144V243L142 244V243H140V244H136V242H135V240H133L134 242H135V244L136 245H138V246H135V245H132L134 242L132 241V238L130 237V235L132 236V233L130 234V235H126V238H124L125 239V241L126 240H128L129 238L127 237V236H129L131 239H129L128 241H124V246H125V248H126V246L128 247V248H130L131 246H132V248L134 249H130L129 250V252H128V248H126V250H124L123 249V251H122V253H114L113 255V258H112V260H111V262H106V260H105V262H103V260H102V258H101V256H100V260H98L99 262H98V264H241L240 263V260H242V259H245V256H243V253L244 252H242V253H240L239 251H235L234 253L235 254H233V251H232V253H231V251H230V255H232L233 256V258L230 260V259H225V260H223L222 262H219V263H214L213 261H212V259L214 258V256L215 257H217V256H220V258L221 257H227L229 254V250H227L228 248H227V246H228V244H230V243H228V242H230V237L232 236H230V234L232 233L233 234V232L235 231V228H234V230H233V232H231V231H228V234H227V230H226V228H224V226L223 227H220L219 225V227L220 228H224V229H220L221 231H225L226 230V234L227 235H229L228 236V238L227 237H225L224 236V234L223 233H221V234H223V237H221V238H219L220 236H221V234H220V232L219 231H215L216 233H212L213 234V237H214V234H217V233H219L220 235H216L217 237H218V239H217V237H216V239L217 240H215L214 238L212 239L213 241H215L214 242V246L212 245V243L211 242H213L212 240L210 241V243H208L207 241H206V239H207V237H205V236H203V235H206V236H208V234H209V232H211V230H209L208 231V229H211L210 228V226H209V228H205L206 226H203V223H202V226H203V228L205 229H200V228H197L196 226H198L199 227V221H198V224L195 226V224H192V227L195 229L196 228V231H197V233H195V234H199L200 232V237L199 236H196L195 234H194V236H193V234H192V232L190 233V234H192V238L194 237L196 240H197V242L200 244L201 243V241L203 240V241H205V243L207 242L208 244H211V246H213L212 248L211 247H208V244L206 243H203L202 242V244L203 245H201V246H203V247H197V248H199V249H201L202 251H204L203 249H205V250H207V249H209V248H211L210 249V251H204V252H201V250H199L197 253H199L200 254V257L198 258V257H195V253H196V246L195 245H197V243H196V241L194 242V243H196L195 245H194V243H193V245L194 246H192L194 249H195V251H194V249H193V251L194 252H192V253H189V250L188 249H190V248H188L187 249V246H189V245H191L192 243H190L191 241L193 242L194 241V239H192L191 241H190V238L189 237H191V236H188V234L186 235L187 237L186 238H184L185 236V234L183 235V233H187V232H189V231H181L180 233V237H182V238H184V239H187V238H189V241H188V244H187V242H184V244H182L181 245V241H180V245H179V248H177V246H173L172 247V245L170 246L169 244H170V242H171V240H170V238L169 239H167L166 237H165V234H163L162 233V231L161 230H163V232H166L167 233V235H168V237H170V232H177L178 231V229L179 228H177V229H175V227L173 226V228L170 226V228L172 229V231H171V229L169 230V227H168V229H167V226H165V228H166V230H169L170 232L168 233V231H164V229H161V228H163V226H162V224L160 225V226H157L156 228H154V227H152ZM195 226V227H194ZM211 226V227H212ZM214 226V227H215ZM226 226V227H227ZM229 226H230V228H229ZM262 226V225H261ZM36 227H38V226H36ZM76 227H79V230L78 229H76ZM100 227V226H99ZM107 227V226H106ZM125 227V226H124ZM124 227H123V225H122V228L124 229ZM142 227V226H141ZM144 227H142L143 229H144ZM160 228V230H159V232L161 231V233L162 234H160L159 233V235L161 236L162 235V237H159V235H158V233L155 231V230H157V229H159ZM188 227H190L191 228V226H188ZM217 227V226H216ZM218 227V228H219ZM70 228V229H69ZM101 228V227H100ZM104 228V227H103ZM115 228V227H114ZM121 228V227H120ZM128 228V227H127ZM134 229H137V230H140V229H142V228H140V229H138V228H136V227H133ZM185 229L187 228L186 226L184 227ZM190 228H188V229H190ZM237 228V227H236ZM261 228H263V227H261ZM173 229H175L174 231H173ZM194 229H192V231L194 230ZM198 229V230H197ZM199 229L201 230L200 232H198L199 231ZM207 229V230H206ZM213 229V231L214 230H216V229H214V228H212ZM76 230H78V231H76ZM129 231L130 229H126L125 231ZM184 230V229H183ZM204 230V232L205 231H208V232H206V233H208V234H204V232H203V235H202V231ZM218 230V229H217ZM237 230V229H236ZM44 231H46V232H44ZM96 232V234L95 235H93L95 232ZM116 231V230H115ZM127 231V232H128ZM146 231V232H147ZM158 231V230H157ZM195 231V230H194ZM66 233V235L68 236V234L69 233H71V234H69V236L67 237V239H66V237L64 236V235H62V233ZM68 232V233H67ZM94 232V233H93ZM139 232V231H138ZM142 232V231H141ZM141 232H139V236H140V233ZM144 233H146L145 231H143ZM143 232H142V236L141 237H143L144 239H145V236H143ZM155 232V233H154ZM183 232V233H182ZM229 232H230V234H229ZM129 233V232H128ZM225 233V232H224ZM117 234V235H116ZM121 234V233H120ZM127 234V233H126ZM134 234V233H133ZM136 234V233H135ZM135 234L133 235V239H136V241L137 240H139L141 237H138V239H137V236L135 237ZM177 234V236H178V232L176 233ZM8 235H10L9 236V238L10 237H12V236H15L14 238L15 239H13V240H15V244L12 246V248H10L8 245H6V244H8L7 242H6V238L8 239ZM12 235V236H11ZM33 235V234H32ZM122 235V234H121ZM136 235H138V234H136ZM157 235H158V237L159 238H161V239H163V236L165 237V239H163V240H166V241H168V240H170L167 244H164L163 243V240H160V242L158 241V237H157ZM183 235V236H182ZM209 235H211V234H209ZM258 235H259V233H258ZM260 235H263V237H264V230L262 231L261 230V232H260ZM92 236V237H91ZM93 236H95L94 237V239H93ZM171 236H173V235H171ZM176 236V235H175ZM91 237V238H90ZM122 237V236H121ZM135 237V238H134ZM146 237V238H147ZM150 237V238H149ZM180 237L178 238V237H174L175 239H179V240H181L180 239ZM196 237H199V238H203V239H197ZM206 239H205V238ZM211 238H212V235L210 236ZM210 237H208V238H210ZM62 238H65V240L64 239H62ZM128 238V239H127ZM173 237H172V239H173V243H174V239ZM210 238V239H211ZM131 240V241H130ZM188 240V239H187ZM187 240H183L182 239V241H187ZM208 240V239H207ZM227 240H229V241H227ZM260 239H258V241H259ZM9 241H12V240H10L9 239ZM31 241V242H30ZM65 241V242H64ZM103 241V242H102ZM139 241H143V239L141 238V240H139ZM139 241H137V243L139 242ZM162 241V242H161ZM178 241V240H177ZM176 241V242H177ZM257 241V240H256ZM261 241V240H260ZM259 241V242H260ZM1 242H0V244H1ZM29 242V243H28ZM78 242V241H77ZM116 242V241H115ZM130 242V243H129ZM131 242H133V243H131ZM165 242V241H164ZM244 242V241H243ZM258 242V243H259ZM264 242V241H263ZM13 243V242H12ZM12 243L10 242V244L12 245ZM49 243H47V245L49 244ZM62 243H64L63 245H61ZM78 243V244H79ZM93 243V242H92ZM149 243H147L146 245L148 246V244ZM172 242H171V244H173ZM177 243H179V241L177 242ZM177 243H174V244H176L177 245ZM190 243V244H189ZM255 243V242H254ZM262 243V242H261ZM33 244V243H32ZM50 244V245H51ZM68 244V243H67ZM68 244V245H69ZM81 244V243H80ZM117 244V243H116ZM127 244V245H126ZM128 244H129V246H128ZM131 244V245H130ZM166 245V246H164V245ZM173 244V245H174ZM185 244H187V246H184ZM46 245V246H47ZM84 245V246H85ZM92 245V244H91ZM91 245H88V248H89V246H91ZM107 245V246H106ZM111 245V244H110ZM113 245H114V243H113ZM150 245V244H149ZM167 245H169L170 246V250H169V246H167ZM251 245V244H250ZM260 245V244H259ZM263 245H264V243H263ZM34 246V245H33ZM49 246V245H48ZM72 246V245H71ZM83 246V247H84ZM93 246V245H92ZM116 246H119V245H116ZM124 246L122 247V248H124ZM182 246H184L182 249H181V247ZM197 246H199V245H197ZM205 246H207V247H205ZM210 246V245H209ZM8 247L10 248V250L12 249V251H10V250H8ZM32 247V246H31ZM77 246L75 245V247L74 248H76ZM80 247H82V246H80ZM80 247H77V248H80ZM83 247H82V249H83ZM94 247V246H93ZM111 246H109V248H110ZM234 247H235V245H234ZM237 247V246H236ZM248 247V246H247ZM15 248V249H14ZM70 248V247H69ZM73 248V247H72ZM71 248V249H72ZM91 248V247H90ZM108 248V247H107ZM207 248V249H206ZM255 248H256V246H255ZM29 249V248H28ZM31 249V248H30ZM48 249V248H47ZM68 249V248H67ZM184 249V250H183ZM192 249V248H191ZM258 249H259V247H258ZM8 250V251H7ZM54 250V249H53ZM79 250H81V249H79ZM109 250V249H108ZM113 250V249H112ZM117 250V249H116ZM186 250V251H185ZM188 250V251H187ZM28 251V250H27ZM76 250H74L73 252H75ZM88 251V250H87ZM120 251V250H119ZM125 251V252H124ZM133 251V254L131 253V252ZM24 251H22V253H23ZM59 252V251H58ZM67 252V251H66ZM71 252V251H70ZM78 252V251H77ZM84 252V251H83ZM92 252H93V250H92ZM98 252H96V253H98ZM111 252V251H110ZM123 252H124V255H123ZM127 252L128 253H130L129 255H125V253L127 254ZM191 252V251H190ZM246 252V251H245ZM6 253V254H5ZM69 253V252H68ZM95 253V252H94ZM103 253V252H102ZM108 253V252H107ZM247 253V252H246ZM258 253V252H257ZM62 254V253H61ZM86 254H87V252H86ZM184 254H185V256H187L186 254H188V259H187V257H185L184 256ZM5 255V257H3ZM65 255H67V254H65ZM71 255V257L73 256L72 255V253L70 254ZM74 255H76V253L74 254ZM79 255V254H78ZM92 255H94L95 256V254H92ZM99 255V254H98ZM104 255V254H103ZM106 255V254H105ZM69 256V255H68ZM83 256V255H82ZM111 256L112 255H110L109 257L111 258ZM57 257H59V256H57ZM70 257V256H69ZM79 257V256H78ZM84 257H86L85 256V254H84ZM109 257H107V258H109ZM247 257V256H246ZM249 257V256H248ZM25 258H27V256L25 257ZM73 258V257H72ZM89 258L91 259L92 258V256H89ZM93 258H95V257H93ZM97 258V257H96ZM99 258V257H98ZM200 258H202V260L200 259ZM203 258H205L204 260H203ZM5 259V260H6ZM32 259V258H31ZM35 259V258H34ZM57 259V258H56ZM105 259V258H104ZM186 259V260H185ZM201 261H200V260ZM247 259V258H246ZM5 260H3V261H5ZM10 260H8V261H10ZM24 260H26V259H24ZM30 260V259H29ZM50 260V259H49ZM58 260V259H57ZM62 260V259H61ZM72 260V259H71ZM77 260V259H76ZM79 260V259H78ZM82 260V259H81ZM80 260V261H81ZM92 260V259H91ZM198 260V261H197ZM31 261V260H30ZM73 261V260H72ZM83 261H85V264H86V260H83ZM246 261V260H245ZM248 261V260H247ZM13 262V263H12ZM28 262V261H27ZM26 261L25 262H23L24 264L25 263H27ZM42 262H44V261H42ZM59 262V261H58ZM58 262L56 261V263L58 264ZM76 262V261H75ZM79 262V261H78ZM88 262V261H87ZM95 262H96V259H95ZM249 262V261H248ZM61 263V262H60ZM77 263V262H76ZM80 263V262H79ZM91 263V262H90ZM242 263H244V262H242ZM30 264V263H29ZM54 264V263H53ZM78 264V263H77ZM82 264V263H81ZM94 264V263H93ZM97 264V263H96ZM247 264V263H246Z\"/></svg>","mask_w":264,"mask_h":264}]
</instances>
